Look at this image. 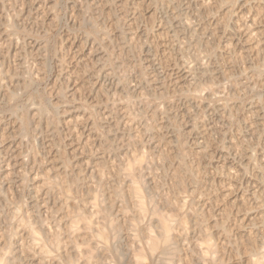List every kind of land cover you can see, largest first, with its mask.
<instances>
[{"label": "rangeland", "instance_id": "1", "mask_svg": "<svg viewBox=\"0 0 264 264\" xmlns=\"http://www.w3.org/2000/svg\"><path fill=\"white\" fill-rule=\"evenodd\" d=\"M11 1L12 0H3V1L1 0L0 1V31H1L0 32V65H1L0 71H2V74L0 75V95H2V96H0L1 97L0 98V138H2V139H0V196H1L0 197V254L3 252V250L5 248V243L2 242L3 239H1L4 237H6L7 239H9V237H11V240H12L13 246L15 247V250L17 248V250L15 252H16V254H19V256L15 255L16 258H14L8 264H55V261H58V260L64 264L65 263V261H64L65 255H62V254H64L65 247H64V249H63V246L55 247L50 242V235L56 231H58L60 233L62 232L61 235L59 234L60 239L64 238V234H63L64 230L63 229L65 227V225H64L65 223H64V216L62 217V215H65V212L69 211L70 208H72L71 210L79 209V211H81L82 213H84V214L86 213L85 215H87V216H89V214L91 215L92 209H91V207L89 208V206H88L89 200L86 202L87 198L91 200V196L93 195L92 192H94V194L97 195L99 198L100 197L104 198L105 202H106V198L108 196L107 193H109V195H110V191H111L110 189H112V187H113V182L111 181L110 177L115 173V171L117 172V170L119 168L123 167L124 161L126 163V159L127 160L132 159L134 155L139 156V154H142V153H144L145 156L149 157V159H151L153 161L151 163L152 165L150 164V167H149L150 169H148V171H150V172L147 171L148 173L145 174V177L149 178V179L147 178L148 179V185H147L148 187L146 186L147 188L145 187L146 189L144 190V191H146L144 200H146V202L148 200L147 204L149 203L150 196L154 195L155 198L154 197L153 198H154V200L156 199L155 200L156 202L158 201L157 204H159L161 210L166 211L165 209H167V208L164 207L160 202L161 201L160 199L165 196L171 203H172V201L174 202V203H172V206H174L176 208H178V206H179L178 209L174 210V213H177V216L181 220L183 219L182 221L184 222V225H187L188 228H189V226H191V228H193L194 226L197 227L199 220L190 215L192 213L191 211L194 212L195 210H197L199 212V214L204 218V222L208 223V224L204 223V224H206L204 231L207 234L209 233L208 237H210V239H212L215 247H217L216 249L220 250V251L217 250V253H216L218 256L220 253V256H219L220 263L221 264H237V263L238 264H244L245 261H246L245 263H247V261H248L247 259L249 258L250 254L254 253V250H250L251 248L249 249V246L246 244V238L247 237H253V236L256 237V239L259 238L258 236L260 234L256 230V226H258V223L261 220V218L264 219V61H263L264 60V56H263L264 55V40H263L264 39V0H222L223 2L221 0H204L205 2L203 0H198V2H197V0H189V1L178 0V2H177V0H167L165 2H163V1L155 2V4L151 3V5H149L151 1L148 4L147 0H142L141 3L139 2V0H125V1L124 0H110L111 3H109V0H108V2H107V0H106V2H105V0H93V2H92V0H82V2H81V0H79V1L78 0H52L53 2H51V0H45V1L44 0H14V1H12L13 3H11ZM22 1H23V3H22ZM75 1H76V3H75ZM97 1H99L101 3V5ZM119 1H121V2H119ZM122 1H124V2H122ZM206 1L207 2L209 1L208 4L206 3ZM7 2H9L11 5L8 4ZM104 2L106 5L104 4ZM94 3H96V4H94ZM125 3H126V6H125ZM200 3H201V5H200ZM204 3L208 6L207 9H206L207 6H205ZM97 4H99V7H100V8H98L99 11L94 9V6ZM123 4L125 7L123 6ZM134 4H136L135 6L137 8L134 6ZM164 4H166V5H164ZM198 4L200 7L198 6ZM7 5H9V6H7ZM28 5L30 6V8ZM77 5L79 8L77 7ZM91 5H93V6L91 7ZM147 5H149V6H147ZM176 5H178V7ZM80 6H81V8L82 7L83 8L81 9ZM87 6H89L91 8H89ZM165 6H166V8H165ZM202 6H203V8H202ZM132 7L134 9L136 8V10L139 11L142 14V16H141V14H139V12L137 13L136 10L132 9ZM126 8H127V11H126ZM184 8H186V9H184ZM199 8H202L206 11H203L201 9V11H203V12H201ZM91 9H92V12H90ZM101 9H102L103 13L101 12ZM128 9H129V11H128ZM197 9H198V11H197ZM12 10L14 11V13ZM170 10H172V14L170 13L171 12ZM17 11H18V13H17ZM183 11H185V12H183ZM88 12L92 15H89ZM93 12H95V13H93ZM12 13H13V15H12ZM106 13H107V15H106ZM109 13L111 15H109ZM113 13H114V15H113ZM136 13H137V15H140V16L137 17ZM186 13L187 14L189 13V14L187 15ZM86 14H88V15H86ZM53 15H54V17H53ZM184 15H185V17H182ZM192 15H193V17H192ZM92 16H94V17H92ZM167 16H168V18H167ZM175 16H176V18H175ZM179 16H181V17H179ZM9 17H10V19H8ZM85 17H87V18H85ZM186 17L190 18V19L192 17L191 20H193V21H191L189 19L190 22H193V23H191L190 31H188V29H185V27L183 26L184 24H182V22L184 23V19ZM6 18L8 19V21H6ZM14 18H16V19H14ZM20 18H23V19L20 20ZM139 18H141V19H139ZM180 18H181V20H180ZM87 19H88V21H87ZM81 20L83 22H81ZM84 20L86 22H84ZM93 20H95L96 22H94ZM99 20H101V21L98 23ZM114 20L116 23L115 22L113 23ZM132 20H133V22H132ZM178 20L180 23H178ZM24 21H25V23H24ZM92 21L96 26L98 25L97 26V27H99L98 29H100V31H102V32H99L100 35L98 33L96 35V37L93 35V33L90 29L91 23L89 25H87L88 24L87 22H92ZM4 22H5V24H4ZM17 23H18V25H17ZM100 23H101V25H99ZM160 23H162V24H160ZM176 23H178L180 25H178ZM7 24L14 25L10 28V30H11L10 32L11 33L13 32L12 34L10 32H8L7 30L5 31V27L7 26ZM102 24H103V26H102ZM113 24H115V26H117V27L113 26ZM163 24H164V26H163ZM169 24H170V26L171 25L172 26L169 27L168 26ZM3 25H5V27ZM194 25H195V27H194ZM239 25H240V27H239ZM192 26H193V31H192ZM24 27H26V28L24 29ZM164 27L166 28V30H164ZM180 27H181V29H180ZM203 28H204V30H203ZM117 29L119 31H117ZM122 29L124 30V32H123L124 34L121 33V34H123V36H120L121 34H119V33H120V31H122ZM160 29H162V30H160ZM175 29H176V32H178V33H174ZM125 30L127 32L128 31L129 32L127 33ZM182 30H183V32H182ZM185 30H186V32H185ZM196 30H198V31L196 32ZM145 31H147L148 34ZM165 31H167V33H169V34L165 33ZM199 31H203L204 33L199 32ZM210 31H211V33H210ZM8 33L10 36H8ZM159 33L162 34V36L165 33L166 38L167 37L169 38V36L170 37L172 36L171 38H173V39L171 40V38H169L166 40V38H164L165 36L162 37ZM90 34H92V36ZM198 34H199V36H198ZM200 34H201V36H200ZM208 34H210V35H208ZM250 34L251 35L254 34L253 35L254 38L252 36H250ZM88 35L91 37H89ZM127 36H129L131 39ZM187 36H190V37H187ZM196 36H198V38ZM209 36L210 37L213 36L212 37L213 39L212 38L210 39ZM109 37H110V39H109ZM118 37H119V40H118ZM205 37H206V39H205ZM255 37H256V40H255ZM12 38H13V40H12ZM174 38H176V39H174ZM188 38H189V40H188ZM195 38H197V39H195ZM208 38H209V40H208ZM251 38H253V39H251ZM100 39H102V40H100ZM107 39L109 42H107ZM129 40H130V42H129ZM164 40H165V43H167V45L164 43V46H163ZM173 40H174V43H173ZM184 40H185V42L183 43ZM213 40H215V41H213ZM101 41H102V43H101ZM123 41L124 42L126 41V42L124 43ZM148 41H150L151 43ZM179 41L182 42V43H180V45H178ZM196 41H199V42L196 43ZM203 41L206 43H204ZM119 42H121V43H119ZM117 43L122 47V49H121V47H119V45ZM190 43H192V47L190 46ZM257 43H259V44H257ZM153 44L155 45V47L153 46ZM156 44L158 46H156ZM173 44H174V46H173ZM182 44L185 45V47L187 45H189L188 47L184 48L185 52L184 51L180 52V48H181V46H183ZM79 45H81V46H79ZM165 45L167 47H165ZM253 45H254V47L252 48ZM125 46H127V47L125 48ZM170 46H172L173 50ZM179 46H180V48H179ZM194 46H195V48H194ZM148 47H150V48L148 49ZM249 47H251L252 50ZM168 48H170V49H168ZM188 48H189V50H188ZM244 48H246V49H244ZM93 49H95L94 52L96 53V55L93 54L91 56V54H89V53L91 51H92L91 53H94ZM153 49L154 50L156 49V50L153 52L152 51ZM76 50H78V51H76ZM111 50H114V51H111ZM149 50H151V51H149ZM164 50H166V51H164ZM167 50L169 52H167ZM195 50H197L196 51L197 53L194 52ZM260 50L262 51L263 55L261 52H259ZM73 51H75L76 55L74 54ZM163 51H164V53H162ZM187 51L188 52L191 51V52L188 53ZM256 51H258V52H256ZM77 52H78V54H77ZM183 52L186 54L185 56L183 55ZM203 52H204V54H203ZM245 52L247 55L245 54ZM252 52H253V54H252ZM255 52H256V56H260L259 58L254 55ZM86 53H88V54L86 55ZM117 53L119 55H117ZM125 53H126V55H125ZM167 53H170L173 57L170 58L171 57L170 54L167 55ZM198 53H200L201 55H199ZM71 54H74L77 59H81V60H77L75 58V56H73V55L71 56ZM180 54H181V57H180ZM206 54L208 57L206 56ZM99 55L102 57L105 56V58L107 57V60L104 64L102 63L103 58L102 57L100 58ZM124 55H125V57H124ZM245 55L247 56L246 58H244ZM69 56H71L72 58L70 59ZM165 56L166 57L168 56V57L166 58ZM176 56L178 57V60H176V58H177ZM186 56H188V58ZM192 56L193 57L196 56V57H198V59L201 58V59H199V60H201L200 62L204 63V65L206 67L209 65L208 66L209 68L207 67V74L209 73V78L207 77L208 79L206 77H204L205 79H202L203 77L200 76V74H199L200 71L197 69V66H194L195 62H196V57L193 60ZM212 56H213V58H212ZM229 56H230V58H229ZM252 56L256 57V59H259V60L257 61ZM74 58H75V60H73ZM182 58H184L185 60H183ZM125 59L127 62H125ZM171 59L173 61V64H172ZM186 59H187V61H186ZM41 61H43V62H41ZM81 61L84 62V65L82 64ZM80 62H81V64H78ZM153 63L155 65H153ZM156 63H157V66H156ZM255 63H257V65ZM258 63H260V64H258ZM123 64H124V67H125V65L127 67H125V68L122 67ZM137 64H138V66H136V68H135L137 70L134 71V67ZM140 64L143 66H141ZM163 64H164V66H163ZM167 64H168V66H167ZM179 64H181V65H179ZM188 64L190 67L187 66ZM42 65H43V67H42ZM75 65H77L78 67ZM80 65H82V66H80ZM260 65H261V67H260ZM86 66L89 69L93 68L92 70H94V71L90 73V76L83 83V81L80 82L82 80V78H79V74H80V72H82L83 68H85ZM255 66L260 67L259 69L262 71L258 70L259 71L258 72L256 70H254L253 67H255ZM143 67H145L144 68L145 70L144 69L142 70ZM159 67H160V69H159ZM165 67H166V69H164ZM80 68H81V70H80ZM127 68H128V70H127ZM138 68L140 69V71ZM189 68H190V70H189ZM192 68L196 69V73H195V70ZM250 68L252 69L251 71H250ZM3 69H5V71H3ZM73 69H75V70H73ZM119 69L120 70L122 69V70L120 71ZM187 69L190 71V74L192 73L193 76L187 72ZM96 70H97V72H96ZM224 70H225V72H224ZM20 71H21V73H20ZM78 71H80V72H78ZM208 71H210V72H208ZM12 72H13V74H12ZM71 72H72V74H71ZM76 72H78L77 75L74 74ZM145 72H148L149 74L145 73ZM160 72L163 74H161ZM141 73H143L145 80L142 79L141 76H143V75H141ZM167 73H170L172 75H168ZM182 73L185 74L184 75L185 77L182 76ZM6 74H7V76H6ZM213 74H214V76H212ZM228 74L231 76H229ZM251 74L253 77L250 76ZM254 74H257V75H254ZM14 75H16V76H14ZM74 76H75V78H74ZM92 76H94V77H92ZM153 76H156V77H154L155 80L153 79ZM226 76H229V78L228 77L226 78ZM248 76H250V78ZM23 78H26L27 83H26L25 88L21 87L22 89H20L19 86H16L17 85L16 82H17V80H21ZM156 78H158V79H156ZM244 78L245 79L247 78L246 79L247 82H245ZM77 79H79V80H77ZM159 79L162 81L164 80L163 83L160 82ZM212 79H213V81H212ZM124 80L126 81L125 84H124ZM138 80H140V81H138ZM189 80L190 81L192 80V82H194V80H196V82H198V80H199V82H201L202 84L204 82H207L208 80H210L214 83V85L224 84V87L222 85V89L223 88L224 89H223V91H218L219 93L220 92H222V93L219 94L218 92H216V94L215 93L210 94L211 95L210 96L208 94H205L206 93L205 91H203L204 93L202 91H201V93L196 91L195 86L194 85L191 86L192 82H190ZM232 80H234V81L232 82ZM14 81H16V82H14ZM116 81L119 83L117 84ZM170 81L172 83H169ZM214 81H216L217 83H215ZM235 81H237L238 83H236ZM79 82L81 85L85 84V83H87V84L81 86V85H79ZM174 82H177V83H174ZM250 82L251 83L253 82V83L250 84ZM98 83L100 84V86ZM142 83H144V85ZM160 83H162V84H160ZM241 83L243 85L245 84L244 88H243V85ZM249 84L251 86H249ZM134 85H135V87H134ZM156 85H157V88H156ZM179 85L180 86L182 85V86L179 87ZM83 86H85V87L88 86L90 88L87 87L85 89V87H83ZM123 86H125V89ZM228 86H230L231 88L230 87L228 88ZM73 87H75L76 90ZM81 87H83L84 90ZM142 87H143V89H142ZM166 87H167V89H166ZM190 87H192L195 91L193 89L190 90ZM13 88L15 90H13ZM117 88L119 91L117 90ZM88 89H89V94L87 91ZM99 89H101V90H99ZM184 89H186V90L184 91ZM5 90L8 92H6ZM116 90L118 91V93ZM129 90H131L132 92ZM142 90L143 91L146 90L147 93L149 92V90L150 91L153 90L154 92L152 91V93L150 92L147 94L146 92H142ZM157 90L159 91V93H156ZM176 90L177 91L179 90V91L177 92ZM98 91H101L100 95H97L99 93ZM193 91L198 93L197 94L198 96H196L198 98V100H196V98L194 99L193 97L190 98L188 96L190 94H193ZM4 92L5 93H9V92L13 93V97L11 99L9 98L10 100L5 98ZM139 92H142V93H139ZM103 93H105V94H103ZM134 94H136V95L133 96ZM137 94H139V95H137ZM158 94H161V95H159V97H158L157 96ZM199 94L202 95V97ZM229 94L232 95V97L233 96L234 97L232 98ZM126 95H127V97H126ZM152 95H153V97H151ZM154 95H155V98H154ZM116 96H117V98H116ZM138 96H140V97L138 98ZM124 97H126V99H124ZM132 97H133L134 102H132ZM141 97H147V99L150 98L149 100H152V98H154L156 103H157V107L154 110L149 109V107L145 108V112L141 115V117H139L141 109H142V105H141L140 101H138V103H137L135 100H137L136 98H138V100H139ZM215 98H216V100H215ZM230 98H232V99H230ZM122 99H124V100H122ZM130 99H131V102H130ZM185 99H188V100H185ZM8 100L10 101V103ZM95 100H98V102H96ZM125 101H127V102H125ZM17 102H18V104H17ZM44 102L47 103L46 110L49 108L47 110V112H48V114L50 113L49 115L52 118V119H50L51 122H53L51 124L54 126V128H56V129H54L53 137H51V138L53 139L52 140V144L54 143L53 146L54 147L57 146V148H58L57 149L55 147V149H57V152H45L44 147H46L51 142L47 141L49 137H47L46 134H44L43 132L41 134L30 135V137L27 136V137L21 138L19 132H16V131H18V128H17L18 125H16V124H19V122L9 114V112H10L9 110L13 107L30 108V106H32L33 104H34V106L46 107L45 106L46 104ZM53 102H54V104H53ZM91 102H95V103H91ZM188 102H190V103L196 102L195 103L196 105L194 103H192V104H194V105H192ZM222 102H224V103H222ZM123 103H125V104H123ZM131 103H133V104H131ZM205 103H207V104H205ZM108 104H110V106ZM159 104H161L160 107L158 106ZM169 104L172 106V107H170L171 110L168 108ZM202 104H204V105L202 106ZM117 105H119V106L117 107ZM126 105H128L127 106L128 108L126 107ZM138 105H140V106H138ZM187 105L189 107H187ZM52 106H54V107H52ZM166 106H168V107L166 108ZM196 106H199L200 108L196 107ZM50 107H52V108H50ZM101 107L103 110L101 109ZM109 107H111V108L114 107V108L109 110ZM201 107H202V109H201ZM120 108H121V110H120ZM197 108H199L200 110ZM118 109L120 110V112L118 111ZM53 110H56V112ZM112 110H115V111H112ZM135 110H139V111H135ZM162 110L164 112L166 111V113H164V114H165L168 122L173 121V122L178 124L179 132L182 134H179V132H178V136H177L174 131L172 132L171 130L173 128H172V125L170 122L168 123L169 125L168 124L165 125V123L163 124L162 118H161L162 115L160 114V112ZM184 110L186 113H184ZM100 111L102 112V115H101ZM115 112H117V113H115ZM138 112H139V115H138ZM226 112H227V115H226ZM172 113H174V114L176 113V114L174 115ZM53 114H55V115L53 116ZM121 114H122V116L120 117ZM129 114H131V115L129 116ZM152 114H154V115H152ZM188 114H191L192 117ZM103 115L104 116L107 115V116L103 117ZM137 115H138V118H137ZM159 115H161V116L158 117ZM171 115L175 121L171 118ZM3 116L5 119L2 118ZM152 116L154 118H152ZM228 116L229 117L231 116V117L229 118ZM54 117H55V120H54ZM109 117H113L112 119H110L111 122L107 121ZM129 117H131V118H129ZM133 117H135V118H133ZM145 117L147 118V120L145 119ZM182 117H183V121H182ZM80 118H81V121H80ZM101 118L103 121L101 120ZM117 118H119V119H117ZM142 118H144V119H142ZM82 119H85V121ZM115 119L118 122H115V124H114L113 121H115ZM170 119H172V120H170ZM176 119H177V122H176ZM179 119L182 121V123H181V121H178ZM189 119H191L193 121H191ZM52 120H54V121H52ZM75 120L78 122L80 121L82 124L79 125L78 122H76ZM137 120H138V124H137ZM72 122H73V124H72ZM160 122L164 126H161V124H158ZM41 123H43V125H44V121H41ZM142 124H144V125H142ZM43 125L41 124L42 127H43ZM55 125H56V127H55ZM72 125L73 126L75 125V126L73 127ZM69 126L72 127V129ZM106 126H108V127L106 128ZM145 126H149V128L152 132L151 131L146 132V130H144ZM93 127H95V128H93ZM116 127H117V129H116ZM127 127H129V128H127ZM15 128L17 130H15ZM89 128L91 129V131ZM124 128L126 130H124ZM139 128L141 130H143L142 131L143 134H141L142 132H140L141 130ZM111 129H113V130H111ZM194 129H196V130H194ZM202 129L203 130L205 129L206 131H203ZM95 130H98V131H95ZM167 130H169V132ZM183 130H185L184 131L185 135H184ZM208 130H209V132L211 130L210 135L207 134V133H209ZM216 130H217V132H216ZM13 132H16V133H14L15 137L12 135ZM57 132H58V134H57ZM70 132L71 133L73 132V133L71 134ZM154 132L156 133V136H155ZM201 132L207 134L208 137L205 138L204 134L202 135ZM78 133H80V134H78ZM126 133L127 134L130 133V134L127 135ZM133 133H135V134H133ZM132 134H133V136H132ZM194 134H195V136H194ZM212 134H214V135H212ZM109 135L112 138H108V137H110ZM183 135L186 139H184ZM45 137H47V139ZM154 137H156V138L158 137V138L156 139ZM201 138H203V139L205 138V140L201 141ZM17 139L20 141V143ZM109 139H111V140H109ZM168 139H169V141H168ZM182 139L184 140L185 143H183ZM77 140H78V142H77ZM107 140H108V142H107ZM118 140H120L121 142ZM137 140H139V142H137ZM147 140H149V141H147ZM165 140H167V142ZM177 140L179 141V143L182 141V145L183 146L185 145L184 147L186 148V149L185 148L184 149L188 150L185 152V156H184V159H185L184 162H185L186 167L191 164L190 168H189V166L187 167L186 173H182L183 179L184 178L186 179V177H187V179H186V181L184 179V181H185L184 187L181 189L176 187L175 177L173 176L175 174L176 170H178V165H175V163L177 164L178 159H176L175 156L172 157V155H173L172 153H174L173 152V150H174L173 145L177 142ZM82 141H84L83 142L84 145L82 144L84 147L81 145ZM114 141H116V142H114ZM127 141H129V142L127 143ZM154 141L156 142V144H154ZM157 141H158V143H157ZM85 142H87L88 144ZM102 142H104V143H102ZM119 142L122 143L123 146H122V144H119ZM150 142L152 143V145L150 144ZM161 142H163V143L166 142V143L164 145ZM202 142H204L208 147H206V145L203 146L202 144H204V143H202ZM206 142H208V143H206ZM238 142H240V143H238ZM55 143H57V144H55ZM167 143H169V144H167ZM29 144H30V146H29ZM85 144H87V147ZM239 144H240V146H243V145L247 146V147H245L246 149L244 148V146L240 147ZM113 145H115V146H113ZM130 145L132 148L130 147ZM168 145H170V146H168ZM100 146H101V151H100ZM151 146H152V149H151ZM113 147H115L114 148L115 150L113 149ZM116 147H118V148H116ZM195 147H197V148H195ZM40 148H42V149H40ZM82 148L85 149V151ZM167 148H168V150H167ZM95 149L97 151H95ZM153 149H155V150H153ZM159 149H161V150H159ZM196 149H197V151H195ZM40 150H42V151H40ZM123 150H124V152H123ZM129 150L131 151V153ZM238 150H239V152H238ZM156 151L158 153H161V154L158 155V153ZM198 151H199V153H198ZM187 152H190V153H187ZM193 152H195V153H193ZM133 153H134V155H133ZM168 153H169V155H168ZM209 153H210V155H209ZM165 154H167V155H165ZM249 154L251 156H249ZM128 155L129 156L131 155L129 157V159L126 158V157H128ZM160 155H162L163 157L169 156V157H171V159H173V161L170 162L169 161L170 159H168V158H167L168 161H166L164 158L162 159V156H160ZM51 156L55 157L56 159H54V160L50 159V158H53ZM195 156H196V158H195ZM201 156L203 158L204 157L205 158L203 159ZM48 157L50 160L48 159ZM44 158H47L49 161L44 159ZM57 158H59L60 160ZM122 158H125V160ZM157 158H158V160L160 158L159 161L161 163L157 160ZM39 159L42 160L43 162L40 161ZM120 159H122V160H120ZM156 160L161 164V167H160V164H158V162ZM44 161H46V162H44ZM90 161H92L93 163ZM111 161H113V163ZM120 161H123V162H120ZM155 161L157 162V164ZM186 161H188V163H190V164L186 163ZM19 162H20V164H19ZM50 162H51V164H50ZM54 162L57 164V166ZM97 162H100V163H97ZM166 162H168V163H166ZM117 163L118 164L121 163V164L117 165ZM109 164L112 167H109L110 166ZM52 166H54V167H52ZM62 166H64V167H62ZM156 166H158V167H156ZM49 167L52 169H50ZM151 167H154L153 170L151 169ZM195 167H196V169H195ZM225 169H227V170H225ZM79 170H80V172H79ZM154 170H155V172H154ZM19 171H21V174H22V177L24 180L21 179V175H19V173H20ZM112 171H113V173H112ZM226 171H228L227 173H230V174H227ZM229 171H231V172H229ZM100 172H101L103 178H105L107 176L109 178L108 177L106 178L107 181L105 179H103L102 183L98 184L96 177L98 176V174H100ZM43 173H46V174H43ZM51 173H53V174H51ZM59 173H62L64 176L59 175ZM75 173H77V174H75ZM149 173H152L153 175L151 176V174H149ZM49 174H51V176L53 178H56V180L59 182L61 181L60 179L66 180L65 182H63V184L61 183L58 185L57 188L59 190L57 189V191H56V193H58L57 194L58 198H56V196H55L56 193H55L54 197H52V199L54 198L53 200L51 198H47L46 194L44 195V192H43L42 187H41L42 182H41V179H39L40 177L42 178L43 176L45 177ZM38 175H39V178H38ZM58 175H59V177H57ZM34 176H35V178H34ZM70 176H71V179H70ZM81 176H82V178L80 179ZM153 176H155V178H157V179H155ZM232 176H234V177H232ZM68 178L70 179L71 184H70ZM4 179H6V180H4ZM152 179H153V181H152ZM189 179H190L191 183H189L190 182ZM75 180L77 181V183ZM187 181H189L188 183L190 185L187 183ZM21 182H22V184H21ZM36 183L37 184L40 183V185H38L37 188H36V185H37ZM208 183H210V184H208ZM228 183H230V184H228ZM105 184L107 185V187H104V186H106ZM150 184H153L155 186H152V185L149 186ZM192 184H194V185H192ZM225 184L233 185L235 187H233V186H231L232 188L229 187L233 191V193L229 195L230 197L226 196L227 198L226 197L224 198V196H223V198H222L221 197L222 196L221 195V189L224 187H228V185L225 186ZM61 185H63V186L61 187ZM66 185L67 186L71 185V186H68L69 188H66L67 187ZM84 185H86L88 187H85ZM92 185H94L93 186L94 188L92 187ZM100 185L101 186L103 185V186L101 187ZM110 185H112V186L110 187ZM119 185L123 187V185H125V184L122 181V182H120ZM33 186H35V187H33ZM80 186L84 187V188H82L83 190L80 188ZM96 187H97V190L95 191L94 189ZM99 187H101L100 189H102L101 192H100ZM187 187L189 189L191 188L190 191ZM63 188H64V191L61 190ZM86 188H88V189H86ZM105 188H107V189H105ZM176 188L178 191L176 190ZM68 189H70V191ZM72 189H75L76 191L72 190ZM103 189H105V190H103ZM182 189H183V191H182ZM85 190L86 191L90 190V192L89 191L86 192ZM148 190L150 192L152 191V195L150 193H148ZM106 191H107V193H105ZM202 191H203V193H202ZM35 192H37V193H35ZM59 192L61 193L60 196H59ZM63 192H66V194ZM188 192H191V193H188ZM178 193H181V194H178ZM207 193H208V195H207ZM214 193H216V195ZM34 194H36V195H34ZM38 194L40 195V197L42 196L41 199H39L40 197L38 196ZM85 194H87V195H85ZM89 194H91V195H89ZM30 195H32V196H30ZM61 195L64 197V199L62 198ZM105 195H107V196H105ZM158 195H160V196H158ZM205 195H207V196H205ZM238 195H240L243 198H238L237 197ZM253 195H255L256 197ZM34 196L37 198H35ZM157 197L158 198L160 197V198L158 199ZM235 197L238 199L236 200ZM32 198H34V199H32ZM85 198H86V200H85ZM203 198L204 199L206 198L207 200L205 199L206 200L205 201ZM220 198H222L223 200ZM43 199H45V200H43ZM60 199H62V200H60ZM214 199H215V201H214ZM239 199H242V201L241 200L238 201ZM243 199H245V201ZM257 199H258V201H257ZM49 200H51L52 202ZM64 200H66V201H64ZM68 200H69V202H68ZM219 200L221 202H219ZM42 201H44V202H42ZM196 201H198V202L195 203ZM217 201L219 202L218 205L216 204V203H218ZM226 201H227V203L229 201H231V203H232L231 207L232 208H230L229 204H228L229 207L226 205L227 204ZM235 201L236 202L238 201L237 203H239V204H237ZM105 202H104V204H105ZM65 203H67V204H65ZM115 203L113 204V206H111L110 209H108L109 218L113 219V216L115 217L117 215L114 219H117L118 221L121 222V220L119 219L120 218L119 212H120L122 207H124V209L126 208V204L123 203L120 205L118 202H115ZM178 203L181 205L183 204V206H180ZM201 203L204 205V207ZM34 204L37 206H35ZM45 204L46 205L48 204L49 207H48V205L46 206ZM78 204L80 205V207H77L75 209V206H79ZM223 204L226 205L227 208L225 206H223ZM235 204L238 205V208H237V205H235ZM57 205L59 208L57 207ZM70 205H73V207L72 206L70 207ZM193 205H195V206H193ZM220 205H222V206H220ZM243 205H245V207ZM67 206H69V207H67ZM116 206H117V208H116ZM191 206H193V208ZM239 206H241V208ZM246 206L248 208H246ZM34 207H36V208H34ZM181 207H182V209H180ZM219 207H221V208L225 207L226 209L230 208V210H232V213H230V215L233 217L232 221L235 220L236 224L238 225V226H236V224L234 222H231V216H229L230 218L228 217L227 220L223 221L224 226H226V224H227V226L225 228H227V233L229 232L228 234H226L223 230L221 231L220 228L210 227V225H211L210 223H212L211 221L213 220V218L214 219L216 218L217 220H222V219H220L221 217L216 213V212H219V209H218ZM33 208L34 209L38 208L37 209L38 211L34 210ZM85 209H87V210H85ZM89 209H91V210H89ZM115 209H116V211H115ZM126 209L129 211V213H131L130 212L131 211L130 206L127 207ZM235 209L237 210V212ZM63 210H65V211H63ZM185 210L187 213L185 212ZM33 211H35V212H33ZM55 211H57V212H55ZM84 211H86V212H84ZM238 211H240V213H238ZM13 212L15 213V215ZM16 212H18V213H16ZM111 212H112V214H111ZM12 213H13V215H12ZM208 213L209 214L213 213V215L210 214L212 217ZM181 214H182V216H181ZM233 214H236V215H233ZM242 214H244L243 215L244 217L242 216ZM6 215H8V216L10 215V216L8 217ZM200 215H199V217H201ZM207 215L209 217L206 219V217H204V216H207ZM214 215L217 217H213ZM35 216H36V219H34ZM247 216H249V217H247ZM256 216L258 218H260V216H261V218L259 220L254 219L255 221L251 220L252 217L254 218ZM187 217H188V219H187ZM258 218H256V219H258ZM57 219H60L59 222ZM239 219L240 220L242 219L243 222L239 221ZM248 219H250V220H248ZM21 220H22V222H21ZM30 220H31V222H29ZM206 220H208V221H206ZM24 221L29 222L30 224L33 225L32 227L34 229L39 230L38 236L40 238L41 244L42 243L45 244L43 246V248L47 250L46 254H44V255L40 254L39 255L38 250L36 252V249H38V247L34 246V248H33V242L31 240L30 236L27 234V232H24V230L21 229L22 223ZM146 221H147L146 218H144L143 220H140V222L137 225V228L139 231L146 226V224H145V223H147ZM209 221H210V223H209ZM237 221L241 222V223L239 224ZM56 222H58L59 225ZM246 222H247V225H245ZM191 223H193V224H191ZM60 224H63V225L60 226ZM40 225H43L42 230L40 228ZM240 225H241V228H240ZM35 226H37V228H35ZM230 226L232 228H230ZM46 228H47V230H46ZM48 228H50V230ZM60 228L62 229L61 231L59 230ZM237 228H238V230H237ZM251 228H252V230H249ZM218 229H220V231ZM229 229H231V230H229ZM189 230H191V229L189 228ZM235 230H236V232H235ZM42 231H43V235H41ZM247 231H249L251 236ZM255 231H256V233L254 234ZM44 232H46V234ZM196 233L199 235H197ZM6 234L8 235V237L5 236ZM109 234L110 233H108V235H107V240L109 243L112 244L113 241H110V239L111 240H113V239H112V236ZM218 234H220V235H218ZM194 235H195V237H193ZM232 235H233V237H232ZM188 236H189L188 238L190 240H192V239L194 240L195 238H199V237H200L199 239H201L203 237L204 238L207 237V236H203L202 232L200 233V231L196 230V228H195V230L193 228L192 233L190 232ZM6 238H4L5 241L7 240ZM216 238H218V241L216 240ZM224 238L227 240H225ZM235 238H237L238 241L235 240ZM62 239L60 242L62 244L63 243L65 244V239H63V240ZM124 239H125V241H124ZM124 239H123V241L126 242L127 239L126 238H124ZM221 239H223V241ZM239 239H240V241H239ZM27 240H28V242H27ZM214 240H216V241H214ZM221 241L223 243H221ZM224 241H226V242H224ZM46 242H47V244H46ZM138 242H139L140 246L138 244H136V245L141 247L142 251L145 253L146 252L145 247L143 245L142 240L139 237H138L136 243H138ZM230 242H232V243H230ZM25 243H26V245H25ZM218 243H219V247H218ZM224 243H226V244H224ZM220 244H224L223 246L221 245L222 249L220 248ZM242 246H245V247H242ZM180 247H181V245H180ZM55 248H56V250H54ZM243 248H245V249H243ZM240 249H242L243 251ZM246 251H248V252H246ZM245 252H246V254H245ZM39 257H41V258H39ZM53 257H54V259H53ZM108 259H110V257H108ZM144 260H145L146 264H155L154 261L149 256L144 257ZM15 261H18V262L20 261V262L18 263ZM150 261H152V262H150ZM12 262H15V263H12Z\"/></svg>", "mask_w": 264, "mask_h": 264}, {"label": "bare ground", "instance_id": "2", "mask_svg": "<svg viewBox=\"0 0 264 264\" xmlns=\"http://www.w3.org/2000/svg\"><path fill=\"white\" fill-rule=\"evenodd\" d=\"M1 1V0H0ZM3 1V0H2ZM12 1H14V0H12ZM11 1V3H13ZM45 1V0H44ZM79 1V0H78ZM125 1V0H124ZM124 1H122V2H124ZM141 1L142 0H139V2L141 3ZM151 1V2H150ZM159 1H163V2H165V1H167V0H147V2H148V4H149V2H150V4L149 5H151V3H153V4H155V2H159ZM187 1H189V0H187ZM204 1V0H203ZM202 1V2H203ZM222 1V0H221ZM10 2V1H9ZM9 2H7L8 4H10ZM51 2H53L52 0H51ZM81 2H82V0H81ZM80 2V3H81ZM92 2H93V0H92ZM97 2H99V1H97ZM105 2H106V0H105ZM105 2H104V4H105ZM107 2H108V0H107ZM119 2H121V1H119ZM118 2V3H119ZM175 2V1H174ZM177 2H178V0H177ZM181 2V1H180ZM197 2H198V0H197ZM201 2V3H202ZM205 2V1H204ZM209 2V1H208ZM208 2L206 1V3L208 4ZM223 2V1H222ZM245 2V1H244ZM22 3H23V1H22ZM29 3V2H28ZM75 3H76V1H75ZM100 3V2H99ZM109 3H111L110 2V0H109ZM146 3V2H145ZM168 3V2H167ZM166 3V4H167ZM173 3V2H172ZM193 3V2H192ZM201 3H200V5H201ZM32 4V3H31ZM53 4V3H52ZM79 4V3H78ZM85 4V3H84ZM94 4H96V3H94ZM93 4V5H94ZM108 4V3H107ZM121 4V3H120ZM132 4V3H131ZM137 4V3H136ZM136 4H134V6L136 5ZM147 4V3H146ZM166 4H164V5H166ZM175 4V3H174ZM222 4V3H221ZM11 5V4H10ZM37 5V4H36ZM49 5V4H48ZM80 5V4H79ZM93 5H91V7L93 6ZM100 5H101V3H100ZM106 5V4H105ZM149 5H147V6H149ZM186 5V4H185ZM189 5V4H188ZM187 5V6H188ZM197 5V4H196ZM204 5L205 6H207L205 3H204ZM210 5V4H209ZM7 6H9V5H7ZM27 6V5H26ZM29 6V5H28ZM40 6V5H39ZM47 6V5H46ZM52 6V5H51ZM84 6V5H83ZM122 6V5H121ZM120 6V7H121ZM123 6H124V4H123ZM125 6H126V3H125ZM124 6V7H125ZM157 6V5H156ZM177 7H178V5H176ZM184 6V5H183ZM198 6H199V4H198ZM204 6V7H205ZM219 6V5H218ZM77 7H78V5H77ZM87 7H89V6H87ZM91 7H89V8H91ZM136 7V6H135ZM142 7V6H141ZM192 7V6H191ZM194 7V6H193ZM196 7V6H195ZM200 7V6H199ZM9 8V7H8ZM29 8H30V6H29ZM79 8V7H78ZM80 8H81V6H80ZM83 8V7H82ZM81 8V9H82ZM98 8H100L99 7V4H97V5H95L94 6V9H96L97 11H99L98 10ZM108 8V7H107ZM137 8V7H136ZM136 8L134 9L133 7H132V9H134V10H136ZM165 8H166V6H165ZM202 8H203V6H202ZM202 8H199L200 9V11H201V9ZM208 8V6L206 7V9ZM13 9V8H12ZM27 9V8H26ZM46 9V8H45ZM49 9V8H48ZM80 9V10H81ZM93 9V8H92ZM92 9L90 10V12H92ZM103 9V8H102ZM102 9H101V12L103 13V11H102ZM109 9V8H108ZM154 9V8H153ZM171 9V8H170ZM184 9H186V8H184ZM183 9V10H184ZM214 9V8H213ZM44 10V9H43ZM79 10V11H80ZM84 10V9H83ZM87 10V9H86ZM123 10V9H122ZM133 10V11H134ZM195 10V9H194ZM203 11H206V10H204V9H202ZM13 11V10H12ZM47 11V10H46ZM85 11V10H84ZM125 11V10H124ZM126 11H127V8H126ZM128 11H129V9H128ZM137 11V10H136ZM171 12V14H172V10H170ZM182 11V10H181ZM197 11H198V9H197ZM203 11H201V12H203ZM52 12V11H51ZM86 12V11H85ZM139 11H137V13H138ZM168 12V11H167ZM180 12V11H179ZM183 12H185V11H183ZM209 12V11H208ZM13 13H14V11H13ZM13 13H12V15H13ZM17 13H18V11H17ZM16 13V14H17ZM89 13V12H88ZM93 13H95V12H93ZM105 13V12H104ZM137 13H136V16L138 17V16H140V15H137ZM152 13V12H151ZM169 13V12H168ZM7 14V13H6ZM85 14V13H84ZM124 14V13H123ZM139 14H141L140 12H139ZM178 14V13H177ZM185 14V13H184ZM187 14V13H186ZM189 14V13H188ZM187 14V15H188ZM208 14V13H207ZM83 15V14H82ZM86 15H88V14H86ZM89 15H92V14H90L89 13ZM95 15V14H94ZM106 15H107V13H106ZM109 15H111L110 13H109ZM113 15H114V13H113ZM176 15V14H175ZM182 15V14H181ZM226 15V14H225ZM8 16V15H7ZM10 16V15H9ZM121 16V15H120ZM135 16V15H134ZM141 16H142V14H141ZM174 16V15H173ZM172 16V17H173ZM177 16V15H176ZM176 16H175V18H176ZM206 16V15H205ZM13 17V16H12ZM17 17V16H16ZM53 17H54V15H53ZM84 17V16H83ZM91 17V16H90ZM92 17H94V16H92ZM96 17V16H95ZM107 17V16H106ZM171 17V18H172ZM179 17H181V16H179ZM182 17H185V15L184 16H182ZM192 17H193V15H192ZM192 17H191V19H192ZM263 17V16H262ZM261 17V18H262ZM85 18H87V17H85ZM142 18V17H141ZM141 18H139V19H141ZM167 18H168V16H167ZM196 18V17H195ZM198 18V17H197ZM8 19H10V17L8 18ZM8 19L6 18V21H8ZM14 19H16V18H14ZM21 19H23V18H20V20ZM96 19V18H95ZM100 19V18H99ZM103 19V18H102ZM162 19V18H161ZM173 19V18H172ZM178 19V18H177ZM190 18H185L184 19V23L182 22V24H184L183 26L185 27V29H188V31H190V29H191V23H193V22H190V20H189ZM18 20V19H17ZM86 20V19H85ZM84 20V22H86ZM98 20V19H97ZM134 20V19H133ZM133 20H132V22H133ZM168 20V19H167ZM170 20V19H169ZM180 20H181V18H180ZM183 20V19H182ZM198 20V19H197ZM4 21V20H3ZM5 21V22H6ZM13 21V20H12ZM87 21H88V19H87ZM94 22H96L95 20H93ZM93 21L92 22H87L88 24L87 25H89L90 23H91V31H92V33H93V35L96 37V35L99 33V32H102V31H100V29H98L99 27H97L94 23H93ZM101 20H99L98 21V23L100 22ZM142 21V20H141ZM191 21H193V20H191ZM5 22H4V24H5ZM10 22V21H9ZM81 22H83L82 20H81ZM105 22V21H104ZM115 22V20L113 21V23ZM140 22V21H139ZM143 22V21H142ZM8 23V22H7ZM11 23V22H10ZM19 23V22H18ZM18 23H17V25H18ZM23 23V22H22ZM24 23H25V21H24ZM116 23V22H115ZM122 23V22H121ZM148 23V22H147ZM169 23V22H168ZM178 23H180L179 22V20H178ZM178 23H176V24H178ZM21 24V23H20ZM160 24H162V23H160ZM172 24V23H171ZM175 24V23H174ZM25 25V24H24ZM99 25H101V23L99 24ZM132 25V24H131ZM178 25H180V24H178ZM4 27H5V25H3ZM12 26H14V25H12V24H7V26L5 27V31L7 30L8 32H10L11 30H10V28L12 27ZM84 26V25H83ZM102 26H103V24H102ZM113 26H115V24H113ZM147 26V25H146ZM163 26H164V24H163ZM169 27H171L170 26V24L168 25ZM245 26V25H244ZM16 27V26H15ZM20 27V26H19ZM101 27V26H100ZM115 27H117V26H115ZM114 27V28H115ZM133 27V26H132ZM194 27H195V25H194ZM239 27H240V25H239ZM26 27H24V29H25ZM103 28V27H102ZM183 28V27H182ZM3 29V28H2ZM89 29V28H88ZM89 29V30H90ZM163 29V28H162ZM162 29H160V30H162ZM179 29V28H178ZM180 29H181V27H180ZM184 29V28H183ZM158 30V29H157ZM164 30H166V28L164 27ZM171 30V29H170ZM174 30V29H173ZM199 30V29H198ZM198 30H196V32L198 31ZM203 30H204V28H203ZM208 30V29H207ZM27 31V30H26ZM90 31V32H91ZM106 31V30H105ZM117 31H119L118 29H117ZM126 31V30H125ZM144 31V30H143ZM142 31V32H143ZM181 31V30H180ZM192 31H193V26H192ZM237 31V30H236ZM239 31V30H238ZM244 31V30H243ZM1 32V31H0ZM124 32V30L122 29V31H120V33L119 34H121V33H123ZM127 32V31H126ZM129 32V31H128ZM127 32V33H128ZM146 33H147V31H145ZM144 32V33H145ZM182 32H183V30H182ZM185 32H186V30H185ZM199 32H203V31H199ZM245 32V31H244ZM11 33V32H10ZM13 33V32H12ZM11 33V34H12ZM165 33H167V31H165ZM165 33H164V35L163 36H165ZM174 33H178V32H176V29H175V32ZM193 33V32H192ZM204 33V32H203ZM210 33H211V31H210ZM239 33V32H238ZM261 33V32H260ZM7 34V33H6ZM21 34V33H20ZM124 34V33H123ZM123 34H121L120 36H123ZM131 34V33H130ZM148 34V33H147ZM160 34V33H159ZM167 34H169V33H167ZM186 34V33H185ZM189 34V33H188ZM187 34V35H188ZM91 36H92V34H90ZM99 35H100V33H99ZM161 36H162V34H160ZM159 35V36H160ZM192 35V34H191ZM208 35H210V34H208ZM207 35V36H208ZM247 35V34H246ZM254 35V34H253ZM253 35H251L250 34V36H252L253 38H254V36ZM256 35V34H255ZM8 36H10L9 35V33H8ZM23 36V35H22ZM89 36V35H88ZM91 36H89V37H91ZM103 36V35H102ZM110 36V35H109ZM117 36V35H116ZM130 36V35H129ZM129 36H127V37H129ZM160 36V37H161ZM162 36V37H163ZM198 36H199V34H198ZM198 36H196L197 38H198ZM200 36H201V34H200ZM98 37V36H97ZM100 37V36H99ZM105 37V36H104ZM131 37V36H130ZM129 37V38H130ZM133 37V36H132ZM159 37V38H160ZM172 37V36H171ZM170 36H169V38H171ZM177 37V36H176ZM187 37H190V36H187ZM210 37V36H209ZM213 37V36H212ZM212 37H210V39L212 38ZM258 37V36H257ZM121 38V37H120ZM128 38V39H129ZM147 38V37H146ZM164 38H166V36L164 37ZM168 37L166 38V40L167 39H169ZM197 38H195V39H197ZM253 38H251V39H253ZM259 38V37H258ZM109 39H110V37H109ZM131 39V38H130ZM161 39V38H160ZM159 39V40H160ZM173 38H171V40H172ZM174 39H176V38H174ZM204 39V38H203ZM205 39H206V37H205ZM213 39V38H212ZM231 39V38H230ZM12 40H13V38H12ZM100 40H102V39H100ZM118 40H119V37H118ZM117 40V41H118ZM121 40V39H120ZM188 40H189V38H188ZM208 40H209V38H208ZM255 40H256V37H255ZM260 40V39H259ZM262 40V39H261ZM264 40V39H263ZM11 41V40H10ZM94 41V40H93ZM99 41V40H98ZM169 41V40H168ZM167 41V42H168ZM213 41H215V40H213ZM212 41V42H213ZM7 42V41H6ZM96 42V41H95ZM105 42V41H104ZM107 42H109L108 41V39H107ZM124 42V41H123ZM126 42V41H125ZM124 42V43H125ZM129 42H130V40H129ZM146 42V41H145ZM148 42H150V41H148ZM162 42V41H161ZM170 42V41H169ZM185 42V40L183 41V43ZM190 42V41H189ZM197 42H199V41H196V43ZM204 42V41H203ZM202 42V43H203ZM236 42V41H235ZM261 42V41H260ZM83 43V42H82ZM101 43H102V41H101ZM116 43V42H115ZM119 43H121V42H119ZM151 43V42H150ZM164 43H165V40H164V42H163V46H164ZM173 43H174V40H173ZM177 43V42H176ZM180 43H182V42H180L179 41V44L178 45H180ZM195 43V42H194ZM204 43H206V42H204ZM228 43V42H227ZM230 43V42H229ZM251 43V42H250ZM97 44V43H96ZM118 44V43H117ZM133 44V43H132ZM161 44V43H160ZM166 45H167V43H165ZM189 44V43H188ZM257 44H259V43H257ZM261 44V43H260ZM20 45V44H19ZM83 45V44H82ZM119 45V44H118ZM123 45V44H122ZM127 45V44H126ZM165 45V47H167ZM183 45V44H182ZM199 45V44H198ZM204 45V44H203ZM207 45V44H206ZM226 45V44H225ZM247 45V44H246ZM255 45V44H254ZM254 45L252 46V48L254 47ZM79 46H81V45H79ZM78 46V47H79ZM91 46V45H90ZM99 46V45H98ZM117 46V45H116ZM153 46L155 47V45L153 44ZM156 46H158L157 44H156ZM173 46H174V44H173ZM189 45H187L186 47H188ZM190 46L192 47V43H190ZM211 46V45H210ZM229 46V45H228ZM42 47V46H41ZM119 47H121L120 45H119ZM127 46H125V48H126ZM169 47V46H168ZM171 48H172V46H170ZM185 47V45H183V46H181V48H180V46H179V48H180V52H182V51H184L185 49L184 48H186ZM115 48V47H114ZM113 48V49H114ZM138 48V47H137ZM150 47H148V49H149ZM161 48V47H160ZM163 48V47H162ZM194 48H195V46H194ZM199 48V47H198ZM226 48V47H225ZM248 48V47H247ZM250 49H251V47H249ZM262 48V47H261ZM42 49V48H41ZM121 49H122V47H121ZM165 49V48H164ZM168 49H170V48H168ZM192 49V48H191ZM190 49V50H191ZM230 49V48H229ZM243 49V48H242ZM244 49H246V48H244ZM94 50L95 49H93V52H94ZM98 50V49H97ZM110 50V49H109ZM119 50V49H118ZM156 50V49H155ZM154 49L152 50L153 52L155 51ZM172 50H173V48H172ZM171 50V51H172ZM179 50V49H178ZM188 50H189V48H188ZM252 50V49H251ZM76 51H78V50H76ZM111 51H114V50H111ZM121 51V50H120ZM124 51V50H123ZM149 51H151V50H149ZM148 51V52H149ZM164 51H166V50H164ZM164 51L162 52V53H164ZM177 51V50H176ZM192 51V50H191ZM190 51V52H191ZM197 50H195L194 52H196ZM74 52V54H75V51H73ZM92 52V51H91ZM89 53V54H91V56L93 55V54H95L96 55V53L94 52V53ZM125 52V51H124ZM123 52V53H124ZM167 52H169L168 50H167ZM174 52V51H173ZM185 52V51H184ZM183 52V55L185 56L186 54ZM188 52V51H187ZM190 52H188V53H190ZM200 52V51H199ZM212 52V51H211ZM251 52V51H250ZM256 52H258V51H256ZM256 52H255V56H256ZM259 52H261L262 53V51L260 50ZM88 53H86V55L88 54ZM115 53V52H114ZM119 53V52H118ZM117 53V55H119ZM122 53V52H121ZM138 53V52H137ZM171 53V52H170ZM170 53H167V55L168 54H170ZM175 53V52H174ZM197 53V52H196ZM210 53V52H209ZM208 53V54H209ZM214 53V52H213ZM74 54H71V56L73 55V56H75ZM77 54H78V52H77ZM195 54V53H194ZM193 54V55H194ZM199 55H201L200 53H198ZM197 54V55H198ZM203 54H204V52H203ZM245 54H246V52H245ZM252 54H253V52H252ZM41 55V54H40ZM125 55H126V53H125ZM125 55H124V57H125ZM138 55V54H137ZM163 55V54H162ZM176 55V54H175ZM182 55V56H183ZM216 55V54H215ZM247 55V54H246ZM245 55V57L244 58H246L247 56ZM262 55H263V53H262ZM71 56H69L70 57V59L72 58ZM78 56V55H77ZM89 56V55H88ZM87 56V57H88ZM100 56V55H99ZM170 58H172L173 56L170 54ZM206 56H207V54H206ZM211 56V55H210ZM264 56V55H263ZM102 56H100V58H101ZM129 57V56H128ZM166 57V56H165ZM164 57V58H165ZM168 57V56H167ZM166 57V58H167ZM177 57V56H176ZM175 57V58H176ZM180 57H181V54H180ZM187 58H188V56H186ZM193 57V56H192ZM196 56H194L193 57V60H194V58H195ZM201 57V56H200ZM208 57V56H207ZM221 57V56H220ZM253 57V56H252ZM256 57H260V56H256ZM256 57H253V58H255L256 59ZM75 58H76V56H75ZM75 58L73 59V60H75ZM103 58V60H102V63L104 64L105 62H106V60H107V57L105 58V56L104 57H102ZM115 58V57H114ZM113 58V59H114ZM122 58V57H121ZM143 58V57H142ZM185 58V57H184ZM184 58H182L183 60H185ZM212 58H213V56H212ZM229 58H230V56H229ZM43 59V58H42ZM77 59V58H76ZM86 59V58H85ZM96 59V58H95ZM111 59V58H110ZM181 59V58H180ZM192 59V58H191ZM199 59H201V58H199ZM198 59V57H196V62H195V65L194 66H197V69L200 71V76L201 77H203L202 79H205L204 77H208L209 78V73L207 74V67L209 66H205L204 65V63H201L200 61L201 60H199ZM220 59V58H219ZM251 59V58H250ZM77 60H81V59H77ZM76 60V61H77ZM170 60V59H169ZM176 60H178V57L176 58ZM235 60V59H234ZM233 60V61H234ZM257 61L259 60V59H256ZM261 60V59H260ZM71 61V60H70ZM83 61V60H82ZM81 61V62H82ZM91 61V60H90ZM89 61V62H90ZM171 61H172V59H171ZM170 61V62H171ZM175 61V60H174ZM181 61V60H180ZM186 61H187V59H186ZM203 61V60H202ZM264 61V60H263ZM41 62H43V61H41ZM75 62V61H74ZM78 62V61H77ZM81 62L80 63H78V64H81ZM100 62V61H99ZM125 62H127L126 61V59H125ZM124 62V63H125ZM176 62V61H175ZM184 62V61H183ZM76 63V62H75ZM95 63V62H94ZM155 63V62H154ZM153 63V65H155ZM206 63V62H205ZM235 63V62H234ZM237 63V62H236ZM252 63V62H251ZM261 63V62H260ZM260 63H258V64H260ZM24 64V63H23ZM69 64V63H68ZM82 64L84 65V62H82ZM111 64V63H110ZM136 64V63H135ZM172 64H173V61H172ZM178 64V63H177ZM220 64V63H219ZM256 65H257V63H255ZM88 65V64H87ZM91 65V64H90ZM112 65V64H111ZM131 65V64H130ZM133 65V64H132ZM141 65V64H140ZM152 65V64H151ZM179 65H181V64H179ZM207 65V64H206ZM262 65V64H261ZM261 65H260V67H261ZM1 66V65H0ZM75 66H77V65H75ZM80 66H82V65H80ZM89 66V65H88ZM113 66V65H112ZM122 66V65H121ZM129 66V65H128ZM136 66H138V64L137 65H135V67H134V71L135 70H137V69H135L136 68ZM141 66H143V65H141ZM156 66H157V63H156ZM163 66H164V64H163ZM167 66H168V64H167ZM166 66V67H167ZM187 66H189V64L187 65ZM24 67V66H23ZM42 67H43V65H42ZM74 67V66H73ZM78 67V66H77ZM76 67V68H77ZM109 67V66H108ZM115 67V66H114ZM122 67H124V64H123V66ZM125 67H127L126 65H125ZM124 67V68H125ZM132 67V66H131ZM166 67L164 68V69H166ZM171 67V66H170ZM180 67V66H179ZM185 67V66H184ZM190 67V66H189ZM260 67H253L254 68V70H256V71H262V70H260L259 68ZM1 68V67H0ZM82 68V67H81ZM81 68H80V70H81ZM130 68V67H129ZM145 67H143L142 68V70L144 69ZM155 68V67H154ZM157 68V67H156ZM209 68V67H208ZM222 68V67H221ZM252 68V67H251ZM250 68V71L252 70ZM35 69V68H34ZM42 69V68H41ZM63 69V68H62ZM91 69V68H90ZM89 68H87V66L85 67V68H83V70H82V72H80V71H78V72H80V74H79V78H82V80L80 81V82H82L83 81V83H84V81H86V79L90 76V73L91 72H93L94 70H90ZM123 69V68H122ZM121 69V70H122ZM139 69V68H138ZM159 69H160V67H159ZM162 69V68H161ZM163 69V70H164ZM170 69V68H169ZM192 69H194V68H192ZM215 69V68H214ZM243 69V68H242ZM246 69V68H245ZM262 69V68H261ZM24 70V69H23ZM36 70V69H35ZM73 70H75V69H73ZM120 70V69H119ZM120 70V71H121ZM127 70H128V68H127ZM145 70V69H144ZM157 70V69H156ZM186 70V69H185ZM184 70V71H185ZM189 70H190V68H189ZM188 69H187V72L190 74V71H189ZM195 70V73H196V69H194ZM222 70V69H221ZM3 71H5V69H3ZM37 71V70H36ZM35 71V72H36ZM108 71V70H107ZM139 71H140V69H139ZM138 71V72H139ZM166 71V70H165ZM212 71V70H211ZM258 71V72H259ZM78 72H76V73H74V74H78ZM96 72H97V70H96ZM95 72V73H96ZM110 72V71H109ZM116 72V71H115ZM137 72V71H136ZM153 72V71H152ZM169 72V71H168ZM174 72V71H173ZM172 72V73H173ZM208 72H210V71H208ZM217 72V71H216ZM224 72H225V70H224ZM239 72V71H238ZM5 73V72H4ZM20 73H21V71H20ZM108 73V72H107ZM130 73V72H129ZM145 73H148V72H145ZM155 73V72H154ZM161 73V72H160ZM252 73V72H251ZM256 73V72H255ZM2 74V71H0V75ZM9 74V73H8ZM12 74H13V72H12ZM36 74V73H35ZM71 74H72V72H71ZM100 74V73H99ZM149 74V73H148ZM157 74V73H156ZM161 74H163V73H161ZM168 75H172V74H170V73H167ZM198 74V73H197ZM225 74V73H224ZM243 74V73H242ZM250 74V73H249ZM75 75V76H76ZM141 75H143V73H141ZM155 75V74H154ZM185 74H183L182 73V76L183 77H185L184 76ZM190 75H192V73L190 74ZM227 75V74H226ZM229 75V74H228ZM254 75H257V74H254ZM6 76H7V74H6ZM14 76H16V75H14ZM22 76V75H21ZM75 76H74V78H75ZM159 76V75H158ZM157 76V77H158ZM188 76V75H187ZM193 76V75H192ZM212 76H214V74L212 75ZM221 76V75H220ZM229 76H231V75H229ZM229 76H226V78L228 77L229 78ZM250 76H252V74L250 75ZM250 76H248L249 78H250ZM5 77V76H4ZM3 77V78H4ZM23 77V76H22ZM92 77H94V76H92ZM91 77V78H92ZM142 77V79L143 80H145V77H144V75L143 76H141ZM154 77H156V76H153V79L155 80V78ZM191 77V76H190ZM196 77V76H195ZM199 77V76H198ZM216 77V76H215ZM253 77V76H252ZM9 78V77H8ZM12 78V77H11ZM90 78V79H91ZM165 78V77H164ZM207 78V79H208ZM213 78V77H212ZM85 79V80H84ZM121 79V78H120ZM140 79V78H139ZM156 79H158V78H156ZM162 79V78H161ZM206 79V80H207ZM211 79V78H210ZM245 79V78H244ZM243 79V80H244ZM247 79V78H246ZM245 79V82H247V80ZM8 80V79H7ZM74 80V79H73ZM77 80H79V79H77ZM123 80V79H122ZM142 80V81H143ZM160 80V79H159ZM168 80V79H167ZM193 80V79H192ZM192 80L190 81V82H192ZM221 80V79H220ZM241 80V79H240ZM239 80V81H240ZM249 80V79H248ZM252 80V79H251ZM138 81H140V80H138ZM164 81V80H163ZM163 81L162 80H160V82H162L163 83ZM209 81V82H208ZM207 82H204L203 84L201 83V82H199V80H198V82H196V80H194V82H192L191 83V86H195V88H196V91H198L199 93H201V91L203 92V91H205L206 93L205 94H208V95H210V94H216V92H218V91H223V89H222V85H223V87H224V84H222V85H214V83L212 82L213 81V79H212V81H210V80H208ZM234 80H232V82H233ZM14 82H16V81H14ZM80 82H79V85H81L80 84ZM117 82V81H116ZM122 82V81H121ZM125 80H124V84H125ZM179 82V81H178ZM215 83H217L216 81H214ZM229 82V81H228ZM227 82V83H228ZM231 82V81H230ZM231 82V83H232ZM236 83H238L237 81H235ZM256 82V81H255ZM17 85L16 86H19V88L20 89H22V88H25V86H26V83H27V81H26V78H23V79H21V80H17ZM75 83V82H74ZM78 83V82H77ZM105 83V82H104ZM119 82H117V84H118ZM137 83V82H136ZM156 83V82H155ZM162 83H160V84H162ZM169 83H172L171 81L169 82ZM174 83H177V82H174ZM226 83V84H227ZM253 83V82H252ZM251 82H250V84H252ZM10 84V83H9ZM85 84H87V83H85ZM85 84H82V85H85ZM99 84V83H98ZM128 84V83H127ZM143 85H144V83H142ZM189 84V83H188ZM219 84V83H218ZM234 84V83H233ZM242 84V83H241ZM249 84V86H251ZM14 85V84H13ZM81 85V86H82ZM230 85V84H229ZM243 85V84H242ZM245 85V84H244ZM244 85H243V88H244ZM254 85V84H253ZM99 86H100V84H99ZM108 86V85H107ZM163 86V85H162ZM182 86V85H181ZM180 85H179V87H181ZM248 86V87H249ZM256 86V85H255ZM22 87V88H21ZM58 87V86H57ZM80 87V86H79ZM83 87H85V86H83ZM83 87H81V88H83ZM88 86H86L85 87V89L87 88ZM95 87V86H94ZM114 87V86H113ZM124 87V89H125V86H123ZM134 87H135V85H134ZM140 87V86H139ZM146 87V86H145ZM185 87V86H184ZM227 87V86H226ZM230 86H228V88H229ZM236 87V86H235ZM240 87V86H239ZM246 87V86H245ZM254 87V86H253ZM252 87V88H253ZM4 88V87H3ZM18 88V89H19ZM73 88H75V87H73ZM88 88H90V87H88ZM156 88H157V85H156ZM231 88V87H230ZM233 88V87H232ZM238 88V87H237ZM251 88V89H252ZM58 89V88H57ZM103 89V88H102ZM121 89V88H120ZM139 89V88H138ZM142 89H143V87H142ZM147 89V88H146ZM163 89V88H162ZM166 89H167V87H166ZM165 89V90H166ZM174 89V88H173ZM183 89V88H182ZM189 89V88H188ZM193 88L192 87H190V90H192ZM227 89V88H226ZM247 89V88H246ZM13 90H15L14 88H13ZM74 90V89H73ZM75 90H76V88H75ZM74 90V91H75ZM81 90V89H80ZM83 90H84V88H83ZM99 90H101V89H99ZM117 90H118V88H117ZM116 90V91H117ZM141 90V89H140ZM164 90V89H163ZM172 90V89H171ZM186 89H184V91H185ZM194 90V89H193ZM235 90V89H234ZM6 91V90H5ZM57 91V90H56ZM88 91V94H89V89L87 90ZM114 91V90H113ZM119 91V90H118ZM118 91H117V93H118ZM129 91H131V90H129ZM134 91V90H133ZM153 91V90H152ZM152 91H150L149 90V92L148 93H152ZM177 91V90H176ZM179 91V90H178ZM177 91V92H178ZM195 91V90H194ZM193 91V94H190V95H188L190 98L191 97H193L194 99L196 98V100H198V98L196 97V96H198L197 94L198 93H196V92H194ZM239 91V90H238ZM6 92H8V91H6ZM16 92V91H15ZM99 93L97 94V95H100L101 94V91H98ZM132 92V91H131ZM137 92V91H136ZM142 92H146L147 93V91L146 90H142ZM142 92H139V93H142ZM154 92V91H153ZM226 92V91H225ZM236 92V91H235ZM2 93V92H1ZM5 93V92H4ZM3 93V94H4ZM120 93V92H119ZM135 93V92H134ZM145 93V94H146ZM147 93V94H148ZM156 93H159V91L157 90L156 91ZM192 93V92H191ZM204 93V92H203ZM219 93V92H218ZM217 93V94H218ZM220 93H222V92H220ZM219 93V94H220ZM93 94V93H92ZM103 94H105V93H103ZM132 94V93H131ZM225 94V93H224ZM231 94V93H230ZM229 94V95H230ZM108 95V94H107ZM136 94H134L133 96H135ZM137 95H139V94H137ZM151 95V94H150ZM159 95H161V94H158L157 96L159 97ZM181 95V94H180ZM200 95V94H199ZM207 95V96H208ZM0 96H2V95H0ZM62 96V95H61ZM91 96V95H90ZM148 96V95H147ZM163 96V95H162ZM179 96V95H178ZM201 97H202V95H200ZM199 96V97H200ZM211 96V95H210ZM231 97H232V95H230ZM229 96V97H230ZM5 98H7V99H11L12 97H13V93H5V96H4ZM126 97H127V95H126ZM126 97H124V99H126ZM137 97V96H136ZM140 96H138V98H139ZM149 97V96H148ZM151 97H153V95L151 96ZM183 97V96H182ZM234 97V96H233ZM232 97V98H233ZM1 98V97H0ZM43 98V97H42ZM116 98H117V96H116ZM135 98V97H134ZM138 98H136L137 100H135L137 103H138V101H140V103H141V105H142V109H141V112H140V116L139 117H141V115L145 112V108H147V107H149V109H156V107H157V103H156V101H155V95H154V98H152V100H149V99H147V97H141L139 100H138ZM163 98V97H162ZM206 98V97H205ZM217 98V97H216ZM216 98H215V100H216ZM232 98H230V99H232ZM9 99V100H10ZM92 99V98H91ZM124 99H122V100H124ZM176 99V98H175ZM193 99V100H194ZM209 99V98H208ZM213 99V98H212ZM6 100V99H5ZM4 100V101H5ZM8 100V101H9ZM158 100V99H157ZM166 100V99H165ZM174 100V99H173ZM185 100H188V99H185ZM211 100V99H210ZM43 101V100H42ZM88 101V100H87ZM96 102H98V100H95ZM170 101V100H169ZM195 101V100H194ZM125 102H127V101H125ZM130 102H131V99H130ZM132 102H134L133 101V97H132ZM158 102V101H157ZM186 102V101H185ZM204 102V101H203ZM206 102V101H205ZM227 102V101H226ZM9 103H10V101H9ZM30 103V102H29ZM32 103V102H31ZM45 103V102H44ZM91 103H95V102H91ZM129 103V102H128ZM139 103V104H140ZM188 103H190V102H188ZM187 103V104H188ZM192 103H194V102H192ZM192 103H190V104H192ZM196 103V102H195ZM194 103V104H195ZM198 103V102H197ZM202 103V102H201ZM222 103H224V102H222ZM228 103V102H227ZM17 104H18V102H17ZM42 104V103H41ZM46 105V107H43V106H34V104L32 105V106H30V108H24V107H13V108H11L9 111V114L13 117V118H15L18 122H19V124H16V125H18V131H16V132H19V134H20V137L21 138H23V137H30V135H36V134H41L42 132L44 133V134H46V136L47 137H49L48 138V140L47 141H50L51 143H49L46 147H44V149H45V152H57V146H55L57 149H55V147L53 146V144H52V138L51 137H53V132H54V129H56V128H54V126L51 124V123H53V122H51V120L50 119H52L51 118V116L48 114V112H47V110L49 109H47L46 110V108H47V103H45ZM53 104H54V102H53ZM123 104H125V103H123ZM130 104V103H129ZM131 104H133V103H131ZM194 104H192V105H194ZM205 104H207V103H205ZM9 105V104H8ZM24 105V104H23ZM22 105V106H23ZM37 105V104H36ZM102 105V104H101ZM109 106H110V104H108ZM120 105V104H119ZM119 105H117V107L119 106ZM137 105V104H136ZM196 105V104H195ZM198 105V104H197ZM201 105V104H200ZM204 104H202V106H203ZM222 105V104H221ZM16 106V105H15ZM19 106V105H18ZM121 106V105H120ZM125 106V105H124ZM128 105H126V107H127ZM138 106H140V105H138ZM159 107L161 106V104H159L158 105ZM165 106V105H164ZM226 106V105H225ZM52 107H54V106H52ZM52 107H50V108H52ZM108 107V106H107ZM168 106H166V108H167ZM170 107H172L170 104H169V109H170ZM187 107H189L188 105H187ZM193 107V106H192ZM191 107V108H192ZM196 107H199V106H196ZM216 107V106H215ZM221 107V106H220ZM229 107V106H228ZM233 107V106H232ZM114 108V107H113ZM113 108H111V107H109V110L110 109H113ZM128 108V107H127ZM126 108V109H127ZM165 108V107H164ZM200 108V107H199ZM199 108H197V109H199ZM204 108V107H203ZM219 108V107H218ZM98 109V108H97ZM101 109H102V107H101ZM125 109V108H124ZM138 109V108H137ZM159 109V108H158ZM190 109V108H189ZM201 109H202V107H201ZM232 109V108H231ZM51 110V109H50ZM67 110V109H66ZM103 110V109H102ZM120 110H121V108H120ZM120 110L118 109V111L120 112ZM152 110V111H153ZM160 110V109H159ZM168 110V109H167ZM171 110V109H170ZM200 110V109H199ZM53 111H55L56 112V110H53ZM52 111V112H53ZM112 111H115V110H112ZM117 111V112H118ZM135 111H139V110H135ZM195 111V110H194ZM223 111V110H222ZM221 111V112H222ZM226 111V110H225ZM101 112V111H100ZM110 112V111H109ZM117 112H115V113H117ZM159 112V111H158ZM168 112V111H167ZM224 112V111H223ZM54 113V112H53ZM63 113V112H62ZM136 113V112H135ZM164 113H166V111L164 112L163 110L160 112V114L162 115V122H163V124L165 123V125H167L169 122L171 123V125H172V132L174 131L175 133H176V135L178 136V132H179V128H178V124L177 123H175V122H171V121H167V118H166V116H165V114ZM171 113V112H170ZM177 113V112H176ZM175 113V114H176ZM184 113H186L185 112V110H184ZM188 113V112H187ZM8 114V113H7ZM8 114V115H9ZM120 114V113H119ZM134 114V113H133ZM169 114V113H168ZM172 114H174V113H172ZM174 114V115H175ZM55 114H53V116H54ZM87 115V114H86ZM101 115H102V112H101ZM114 115V114H113ZM131 114H129V116H130ZM135 115V114H134ZM138 115H139V112H138ZM138 115H137V118H138ZM145 115V114H144ZM152 115H154V114H152ZM161 115H159L158 117H160ZM170 115V114H169ZM187 115V114H186ZM188 115H190L191 116V114H188ZM222 115V114H221ZM225 115V114H224ZM226 115H227V112H226ZM7 116V115H6ZM10 116V117H11ZM76 116V115H75ZM80 116V115H79ZM82 116V115H81ZM85 116V115H84ZM105 116H107V115H105ZM104 115H103V117H105ZM119 116V115H118ZM122 116V114L120 115V117ZM128 116V115H127ZM151 116V115H150ZM149 116V117H150ZM189 116V117H190ZM78 117V116H77ZM88 117V116H87ZM98 117V116H97ZM115 117V116H114ZM144 117V116H143ZM187 117V116H186ZM192 117V116H191ZM195 117V116H194ZM201 117V116H200ZM223 117V116H222ZM225 117V116H224ZM229 117V116H228ZM231 117V116H230ZM229 117V118H230ZM2 118H4V116L2 117ZM113 117H109L108 118V120L107 121H110V119H112ZM116 118V117H115ZM129 118H131V117H129ZM133 118H135V117H133ZM132 118V119H133ZM152 118H154L153 116H152ZM166 118V119H165ZM171 118L173 119V117H172V115H171ZM226 118V117H225ZM5 119V118H4ZM14 119V120H15ZM78 119V118H77ZM76 119V120H77ZM87 119V118H86ZM117 119H119V118H117ZM142 119H144V118H142ZM145 119L147 120V118L145 117ZM172 119H170V120H172ZM185 119V118H184ZM227 119V118H226ZM54 120H55V117H54ZM54 120H52V121H54ZM74 120V119H73ZM72 120V121H73ZM75 120V121H76ZM79 120V119H78ZM82 120H84L85 121V119H82ZM101 120H102V118H101ZM105 120V119H104ZM174 120V119H173ZM187 120V119H186ZM189 120H191V119H189ZM188 120V121H189ZM228 120V119H227ZM41 121H44V125H43V123H41ZM80 121H81V118H80ZM79 121V122H80ZM103 121V120H102ZM106 121V120H105ZM143 121V120H142ZM175 121V120H174ZM178 121H181L180 119L178 120ZM182 121H183V117H182ZM182 121H181V123H182ZM191 121H193V120H191ZM199 121V120H198ZM68 122V121H67ZM70 122V121H69ZM76 122H78V121H76ZM78 122V124L80 125V124H82L81 122L79 123ZM111 122V121H110ZM114 122V124H115V122H118V121H116V119H115V121H113ZM176 122H177V119H176ZM187 122V121H186ZM17 123V122H16ZM144 123V122H143ZM180 123V122H179ZM41 124L43 125V127L41 126ZM68 124V123H67ZM72 124H73V122H72ZM98 124V123H97ZM110 124V123H109ZM118 124V123H117ZM116 124V125H117ZM137 124H138V120H137ZM141 124V123H140ZM158 124H161V122L160 123H158ZM57 125V124H56ZM56 125H55V127H56ZM71 125V124H70ZM92 125V124H91ZM103 125V124H102ZM108 125V124H107ZM111 125V124H110ZM136 125V124H135ZM142 125H144V124H142ZM169 125V124H168ZM183 125V124H182ZM73 126V125H72ZM75 126V125H74ZM73 126V127H74ZM98 126V125H97ZM141 126V125H140ZM152 126V125H151ZM158 126V125H157ZM161 126H164V125H162L161 124ZM218 126V125H217ZM70 127V126H69ZM108 126H106V128H107ZM121 127V126H120ZM166 127V126H165ZM216 127V126H215ZM71 129H72V127H70ZM93 128H95V127H93ZM97 128V127H96ZM119 128V127H118ZM127 128H129V127H127ZM164 128V127H163ZM183 128V127H182ZM58 129V128H57ZM74 129V128H73ZM90 129V128H89ZM98 129V128H97ZM103 129V128H102ZM116 129H117V127H116ZM115 129V130H116ZM121 129V128H120ZM133 129V128H132ZM140 129V128H139ZM154 129V128H153ZM201 129V128H200ZM208 129V128H207ZM216 129V128H215ZM15 130H17L16 128H15ZM105 130V129H104ZM108 130V129H107ZM111 130H113V129H111ZM110 130V131H111ZM124 130H126L125 128H124ZM141 130V129H140ZM144 130H146V132L147 131H151L150 130V128H149V126H145L144 127ZM170 130V129H169ZM169 130H167L168 132H169ZM181 130V129H180ZM191 130V129H190ZM194 130H196V129H194ZM193 130V131H194ZM203 130V129H202ZM218 130V129H217ZM217 130H216V132H217ZM58 131V130H57ZM78 131V130H77ZM89 131V130H88ZM90 131H91V129H90ZM89 131V132H90ZM95 131H98V130H95ZM143 130H141L140 132H142ZM185 130H183V132H184ZM201 131V130H200ZM203 131H206L205 129L203 130ZM202 131V132H203ZM16 132H13V136L15 137V135H14V133H16ZM102 132V131H101ZM100 132V133H101ZM152 132V131H151ZM187 132V131H186ZM201 132V133H202ZM208 132H209V130H208ZM210 132H211V130H210ZM207 133V134H211V133ZM222 132V131H221ZM63 133V132H62ZM71 133V132H70ZM73 133V132H72ZM71 133V134H72ZM92 133V132H91ZM105 133V132H104ZM117 133V132H116ZM155 133V132H154ZM213 133V132H212ZM7 134V133H6ZM57 134H58V132H57ZM78 134H80V133H78ZM93 134V133H92ZM127 134V133H126ZM128 134H130V133H128ZM127 134V135H128ZM133 134H135V133H133ZM133 134H132V136H133ZM138 134V133H137ZM141 134H143V132L141 133ZM170 134V133H169ZM179 134H182V133H180L179 132ZM189 134V133H188ZM204 134V136H205V138H207L208 136H207V134H205V133H202V135ZM221 134V133H220ZM2 135V134H1ZM9 135V134H8ZM102 135V134H101ZM119 135V134H118ZM154 135V134H153ZM173 135V134H172ZM175 135V136H176ZM184 135H185V132H184ZM184 135H183V137H184ZM187 135V134H186ZM212 135H214V134H212ZM107 136V135H106ZM110 136V135H109ZM114 136V135H113ZM131 136V135H130ZM136 136V135H135ZM138 136V135H137ZM152 136V135H151ZM155 136H156V133H155ZM174 136V135H173ZM194 136H195V134H194ZM9 137V136H8ZM19 137V136H18ZM47 137H45L46 139H47ZM119 137V136H118ZM165 137V136H164ZM187 137V136H186ZM213 137V136H212ZM108 138H112L111 136L110 137H108ZM117 138V137H116ZM154 138H156V137H154ZM158 138V137H157ZM156 138V139H157ZM177 138V137H176ZM205 138L203 139V138H201V141L202 140H205ZM0 139H2V138H0ZM25 139V138H24ZM28 139V138H27ZM103 139V138H102ZM101 139V140H102ZM115 139V138H114ZM113 139V140H114ZM184 139H186L185 137H184ZM18 140V139H17ZM89 140V139H88ZM109 140H111V139H109ZM140 140V139H139ZM139 140H137V142H139ZM155 140V139H154ZM212 140V139H211ZM19 141V140H18ZM30 141V140H29ZM76 141V140H75ZM106 141V140H105ZM104 141V142H105ZM118 141H120V140H118ZM147 141H149V140H147ZM153 141V140H152ZM159 141V140H158ZM158 141H157V143H158ZM166 142H167V140H165ZM168 141H169V139H168ZM181 141V140H180ZM182 141H183V143H185L184 142V140L182 139ZM182 141L179 143V141L177 140V142L173 145V152L174 153H172L173 155H172V157H176V159H178L177 160V164L175 163V165H178V170H176V172H175V174L173 175L174 177H175V185H176V187L177 188H179V189H181V188H183L184 187V182L186 181V179H187V177H186V179H185V181H184V179H183V176H182V173H186V171H187V167L189 166V168L191 167V164L190 163H188V161H186V163H188V164H190V165H188L187 167H186V165H185V162H184V156H185V152L186 151H188V150H185L186 148L182 145ZM193 141V140H192ZM200 141V142H201ZM210 141V140H209ZM22 142V141H21ZM77 142H78V140H77ZM83 142L84 141H82V143H81V145L83 144ZM104 142H102V143H104ZM107 142H108V140H107ZM114 142H116V141H114ZM113 142V143H114ZM121 142V141H120ZM119 142V144H122V143H120ZM123 142V141H122ZM129 141H127V143H128ZM160 142V141H159ZM165 142V143H166ZM19 143H20V141H19ZM85 143H87V142H85ZM90 143V142H89ZM126 143V142H125ZM161 143H163V142H161ZM165 143H163L164 145H165ZM197 143V142H196ZM202 143H204V142H202ZM201 143V144H202ZM206 143H208V142H206ZM211 143V142H210ZM238 143H240V142H238ZM55 144H57V143H55ZM88 144V143H87ZM87 144H85L86 145V147H87ZM106 144V143H105ZM150 144L152 145V143L150 142ZM154 144H156V142L154 141ZM167 144H169V143H167ZM245 144V143H244ZM45 145V144H44ZM84 145V144H83ZM82 145V146H83ZM196 145V144H195ZM203 146L204 145H206L205 143L204 144H202ZM238 145V144H237ZM236 145V146H237ZM14 146V145H13ZM29 146H30V144H29ZM28 146V147H29ZM113 146H115V145H113ZM119 146V145H118ZM122 146H123V144H122ZM121 146V147H122ZM168 146H170V145H168ZM239 146H240V144H239ZM244 146V145H243ZM243 146H240V147H243ZM84 147V146H83ZM120 147V148H121ZM130 147H131V145H130ZM167 147V146H166ZM206 147H208L207 145H206ZM205 147V148H206ZM215 147V146H214ZM239 147V148H240ZM245 147H247V146H244V148ZM115 147H113V149H114ZM116 148H118V147H116ZM132 148V147H131ZM155 148V147H154ZM185 148V149H184ZM195 148H197V147H195ZM210 148V147H209ZM40 149H42V148H40ZM83 149V148H82ZM106 149V148H105ZM122 149V148H121ZM147 149V148H146ZM151 149H152V146H151ZM171 149V148H170ZM189 149V148H188ZM211 149V148H210ZM246 149V148H245ZM244 149V150H245ZM9 150V149H8ZM84 151H85V149H83ZM115 150V149H114ZM153 150H155V149H153ZM159 150H161V149H159ZM167 150H168V148H167ZM40 151H42V150H40ZM95 151H97L96 149H95ZM99 151V150H98ZM100 151H101V146H100ZM99 151V152H100ZM108 151V150H107ZM110 151V150H109ZM130 151V150H129ZM128 151V152H129ZM158 151V150H157ZM156 151V152H157ZM172 151V150H171ZM195 151H197V149L195 150ZM207 151V150H206ZM106 152V151H105ZM112 152V151H111ZM118 152V151H117ZM123 152H124V150H123ZM122 152V153H123ZM126 152V151H125ZM159 152V151H158ZM157 152V153H158ZM170 152V151H169ZM192 152V151H191ZM205 152V151H204ZM203 152V153H204ZM208 152V151H207ZM238 152H239V150H238ZM251 152V151H250ZM73 153V152H72ZM130 153H131V151H130ZM165 153V152H164ZM187 153H190V152H187ZM193 153H195V152H193ZM198 153H199V151H198ZM197 153V154H198ZM202 153V152H201ZM243 153V152H242ZM241 153V154H242ZM15 154V153H14ZM46 154V153H45ZM120 154V153H119ZM124 154V153H123ZM159 154H161V153H158V155ZM245 154V153H244ZM23 155V154H22ZM26 155V154H25ZM52 155V154H51ZM108 155V154H107ZM106 155V156H107ZM126 155V154H125ZM133 155H134V153H133ZM164 155V154H163ZM165 155H167V154H165ZM168 155H169V153H168ZM171 155V154H170ZM187 155V154H186ZM207 155V154H206ZM209 155H210V153H209ZM243 155V154H242ZM246 155V154H245ZM248 155V154H247ZM113 156V155H112ZM131 156V155H130ZM129 155H128V157H126V158H128L129 159V157H130ZM135 156V155H134ZM133 156V158L132 159H129V160H127L126 159V163H125V161H124V165H123V167L122 168H117L118 170H117V172L115 171V173L110 177L111 178V181L113 182V187H112V189H110L111 191H110V195H109V193H107V191L105 192V193H107L108 194V196L107 195H105V196H107V198H106V202H105V199L104 198H99L97 195H95L94 194V192H92V196H91V200L90 199H88L87 198V200H86V198H85V200H86V202L89 200V208L91 207V209H89V210H91V215L89 214V216H87V215H85L84 213H82L81 211H79V209H76L77 207H80V205L79 206H75V209L76 210H71L72 208H70V210L69 211H67V212H65V215H62V217L64 216V225H65V227H64V232H63V234H64V238L63 239H65V244L63 243H61L60 241H61V239H60V237H59V234L61 235V233L60 232H58V231H56V232H54L53 234H49L50 235V242H51V244L53 245V246H55V247H59V246H63V249H64V247H65V251H64V254H62V255H65L64 256V261H65V263L64 264H146V262H145V260H144V257H146V256H149L153 261H154V263L155 264H221L220 263V260H219V256H220V253H219V256L216 254L217 253V250H219V249H216L217 247H215V245H214V243H213V241H212V239H210V237H208V234L204 231V229H205V225L206 224H204V223H207V222H204V218L199 214V212L197 211V210H195L194 212L193 211H191L192 213L190 214L191 216H193V217H195V218H197L198 220H199V223L197 224V227H193L194 228V230H195V228H196V230H199L200 231V233L202 232V234H203V236H207V237H203V238H201V239H199V238H195L194 240L192 239V240H190L188 237V235H189V233L191 232L192 233V229L193 228H191V226H189V228L191 229V230H189V228H188V226L187 225H184V222L177 216V213H174V210L175 209H178L179 208V206H178V208H176V207H174V206H172V203H174L173 201H172V203L164 196V197H162L160 200V202H161V204L164 206V207H166L167 209H165L166 211H162L161 210V208H160V206H159V204H157V202L154 200V195H152V191L150 192L149 190H148V193H150L152 196H150V198H149V203L147 204V202H148V200H147V202H146V200H144V198H145V192L146 191H144L148 186V179L145 177V174L146 173H148V172H150V171H148V169H150L149 167H150V164L153 162L151 159H149V157H147V156H145V154L144 153H142V154H139V156H135L134 157ZM160 156H162V155H160ZM190 156V155H189ZM249 156H251L250 154H249ZM51 157H53V156H51ZM104 157V156H103ZM122 157V156H121ZM120 157V158H121ZM125 157V156H124ZM200 157V156H199ZM202 157V156H201ZM208 157V156H207ZM246 157V156H245ZM42 158V157H41ZM114 158V157H113ZM154 158V157H153ZM165 159L166 161H168L167 160V158L168 159H170L169 161L171 162V161H173V159H171V157H169V156H166V157H163L162 156V159ZM195 158H196V156H195ZM203 158V157H202ZM201 158V159H202ZM205 158V157H204ZM203 158V159H204ZM44 159H46V160H48L49 159V157H48V159L47 158H44ZM50 159H56L55 157H53V158H50ZM49 159V160H50ZM57 159H59V158H57ZM109 159V158H108ZM122 159H124L125 160V158H122ZM122 159H120V160H122ZM187 159V158H186ZM249 159V158H248ZM40 160V159H39ZM48 160V161H49ZM60 160V159H59ZM157 160H158V158H157ZM156 160V161H157ZM159 160H160V158H159ZM158 160V161H159ZM40 161H42V160H40ZM52 161V160H51ZM155 161V162H156ZM157 161V162H158ZM191 161V160H190ZM189 161V162H190ZM43 162V161H42ZM44 162H46V161H44ZM60 162V161H59ZM90 162H92V161H90ZM112 163H113V161H111ZM116 162V161H115ZM120 162H123V161H120ZM157 162H156V164H157ZM160 162V161H159ZM158 162V164H160ZM16 163V162H15ZM22 163V162H21ZM55 163V162H54ZM53 163V164H54ZM61 163V162H60ZM93 163V162H92ZM97 163H100V162H97ZM110 163V162H109ZM166 163H168V162H166ZM19 164H20V162H19ZM50 164H51V162H50ZM56 164V163H55ZM63 164V163H62ZM121 164V163H120ZM120 164H118L117 163V165H120ZM171 164V163H170ZM31 165V164H30ZM75 165V164H74ZM110 165V164H109ZM116 165V164H115ZM152 165V164H151ZM55 166V165H54ZM54 166H52V167H54ZM56 166H57V164H56ZM55 166V167H56ZM195 166V165H194ZM197 166V165H196ZM48 167V166H47ZM61 167V166H60ZM62 167H64V166H62ZM79 167V166H78ZM109 167H112L111 165L109 166ZM156 167H158V166H156ZM160 167H161V164H160ZM159 167V168H160ZM177 167V166H176ZM50 168V167H49ZM115 168V167H114ZM153 168L154 167H151V169L153 170ZM193 168V167H192ZM223 168V167H222ZM50 169H52V168H50ZM61 169V168H60ZM113 169V168H112ZM156 169V168H155ZM195 169H196V167H195ZM48 170V169H47ZM59 170V169H58ZM158 170V169H157ZM192 170V169H191ZM194 170V169H193ZM225 170H227V169H225ZM229 170V169H228ZM43 171V170H42ZM56 171V170H55ZM54 171V172H55ZM102 171V170H101ZM148 171V172H147ZM20 172V173H19ZM18 173H19V175H21V179L22 180H24L23 179V177H22V174H21V171H19ZM58 172V171H57ZM62 172V171H61ZM79 172H80V170H79ZM154 172H155V170H154ZM228 171H226V173H227ZM229 172H231V171H229ZM17 173V174H18ZM56 173V172H55ZM67 173V172H66ZM112 173H113V171H112ZM174 173V172H173ZM16 174V173H15ZM36 174V173H35ZM43 174H46V173H43ZM42 174V175H43ZM48 174V173H47ZM51 174H53V173H51ZM51 174H49V175H47V176H43L42 178L40 177L39 178V175H38V178L39 179H41V182H42V185H41V187H42V190H43V192H44V195L46 194V196H47V198H51L52 199V197H54V195H55V193H56V191H57V187H58V185L59 184H63V182H65L66 180L65 179H60L61 181L59 182V181H57L56 180V178H53L52 176H51ZM75 174H77V173H75ZM149 174H151V176L153 175L152 173H149ZM162 174V173H161ZM227 174H230V173H227ZM234 174V173H233ZM59 175H63L62 173H59ZM59 175L57 176V177H59ZM81 175V174H80ZM88 175V174H87ZM86 175V176H87ZM95 175V174H94ZM64 176V175H63ZM150 176V177H151ZM61 177V176H60ZM68 177V176H67ZM90 177V176H89ZM108 177V176H107ZM107 177H105V178H103V176H102V174H101V172H100V174H98V176L96 177V179H97V183L99 184V183H102V181H103V179H105L106 180V178ZM154 178H155V176H153ZM164 177V176H163ZM232 177H234V176H232ZM236 177V176H235ZM11 178V177H10ZM32 178V177H31ZM34 178H35V176H34ZM82 178V176L80 177V179ZM92 178V177H91ZM109 178V177H108ZM190 178V177H189ZM37 179V178H36ZM70 179H71V176H70ZM70 179L68 178V180H69V182H70ZM90 179V178H89ZM95 179V178H94ZM155 179H157V178H155ZM194 179V178H193ZM4 180H6V179H4ZM91 180V179H90ZM195 180V179H194ZM38 181V180H37ZM76 181V180H75ZM87 181V180H86ZM107 181V180H106ZM123 181V183L125 184V185H123V187L122 186H120L119 184H120V182H122ZM152 181H153V179H152ZM162 181V180H161ZM189 181H190V179H189ZM189 181H187V183L189 182ZM84 182V181H83ZM96 182V181H95ZM105 182V181H104ZM110 182V181H109ZM76 183H77V181H76ZM87 183V182H86ZM107 183V182H106ZM155 183V182H154ZM189 183H191V181L189 182ZM188 183V184H189ZM21 184H22V182H21ZM37 184V183H36ZM65 184V183H64ZM70 184H71V182H70ZM83 184V183H82ZM95 184V183H94ZM208 184H210V183H208ZM221 184V183H220ZM228 184H230V183H228ZM228 184H225V186H227ZM38 185H40V183L39 184H37L36 185V188L38 187ZM73 185V184H72ZM80 185V184H79ZM88 185V184H87ZM96 185V184H95ZM106 185V184H105ZM155 186V185H153V184H150L149 186ZM162 185V184H161ZM190 185V184H189ZM188 185V186H189ZM192 185H194V184H192ZM222 185V184H221ZM220 185V186H221ZM63 185H61V187H62ZM67 186V185H66ZM68 186H71V185H68ZM66 187V188H69V187ZM85 187H88V186H86V185H84ZM94 185H92V187H93ZM97 186V185H96ZM101 186V185H100ZM103 186V185H102ZM101 186V187H102ZM112 185H110V187H111ZM147 186V187H146ZM231 186H233V185H228V187H224V188H222L221 189V197L223 198V196H224V198L226 197V196H229L230 194H232L233 193V191H232V187ZM20 187V186H19ZM24 187V186H23ZM27 187V186H26ZM33 187H35V186H33ZM75 187V186H74ZM101 187H99V189L101 188ZM104 187H107V185L106 186H104ZM109 187V186H108ZM146 187V188H145ZM192 187V186H191ZM219 187V186H218ZM229 187H231V188H229ZM233 187H235V186H233ZM35 188V189H36ZM65 188V189H66ZM80 188L82 189V188H84V187H81L80 186ZM90 188V187H89ZM94 188V187H93ZM151 188V187H150ZM158 188V187H157ZM177 188H176V190H177ZM186 188V187H185ZM188 188V187H187ZM19 189V188H18ZM21 189V188H20ZM34 189V190H35ZM79 189V188H78ZM86 189H88V188H86ZM105 189H107V188H105ZM105 189H103V190H105ZM152 189V188H151ZM175 189V188H174ZM189 189V188H188ZM191 189V188H190ZM190 189H189V191H190ZM237 189V188H236ZM17 190V189H16ZM37 190V189H36ZM59 190V189H58ZM61 190H63L64 191V188L63 189H61ZM69 191H70V189H68ZM72 190H75V189H72ZM80 190V189H79ZM83 190V189H82ZM95 191L97 190V187L94 189ZM101 190L102 189H100V192H101ZM214 190V189H213ZM66 191V190H65ZM76 191V190H75ZM86 191V190H85ZM87 191H89L90 192V190H87ZM86 191V192H87ZM178 191V190H177ZM180 191V190H179ZM182 191H183V189H182ZM188 191V190H187ZM216 191V190H215ZM19 192V191H18ZM68 192V191H67ZM103 192V191H102ZM181 192V191H180ZM206 192V191H205ZM213 192V191H212ZM219 192V191H218ZM35 193H37V192H35ZM63 193H65L66 194V192H63ZM69 193V192H68ZM96 193V192H95ZM104 193V194H105ZM188 193H191V192H188ZM202 193H203V191H202ZM40 194V193H39ZM38 194V196L40 197V195ZM57 194L58 193H56V198H58L57 197ZM60 192H59V196H60ZM149 194V195H150ZM178 194H181V193H178ZM215 195H216V193H214ZM237 194V193H236ZM3 195V194H2ZM34 195H36V194H34ZM85 195H87V194H85ZM89 195H91V194H89ZM162 195V194H161ZM164 195V194H163ZM202 195V194H201ZM207 195H208V193H207ZM207 195H205V196H207ZM213 195V194H212ZM241 195V194H240ZM240 195H238L237 197L238 198H243V197H241ZM261 195V194H260ZM30 196H32V195H30ZM62 196V195H61ZM68 196V195H67ZM158 196H160V195H158ZM240 196V197H239ZM243 196V195H242ZM253 196H255V195H253ZM259 196V195H258ZM1 197V196H0ZM35 197V196H34ZM38 197V198H39ZM42 197V196H41ZM41 197L39 198V199H41ZM69 197V196H68ZM152 197V198H151ZM154 197V198H153ZM199 197V196H198ZM215 197V196H214ZM213 197V198H214ZM220 197V196H219ZM230 197V196H229ZM256 197V196H255ZM4 198V197H3ZM35 198H37V197H35ZM44 198V197H43ZM62 198L64 199V197L62 196ZM158 198V197H157ZM160 198V197H159ZM158 198V199H159ZM217 198V197H216ZM215 198V199H216ZM222 198H220V199H222ZM227 198V197H226ZM234 198V197H233ZM236 198V197H235ZM238 198H236V200L238 199ZM245 198V197H244ZM32 199H34V198H32ZM54 199V198H53ZM52 199V200H53ZM148 199V198H147ZM202 199V198H201ZM204 199V198H203ZM206 199V198H205ZM204 199V200H205ZM215 199H214V201H215ZM219 199V198H218ZM38 200V199H37ZM43 200H45V199H43ZM60 200H62V199H60ZM67 200V199H66ZM66 200H64V201H66ZM207 200V199H206ZM205 200V201H206ZM212 200V199H211ZM223 200V199H222ZM233 200V199H232ZM231 200V201H232ZM235 200V199H234ZM242 201V199H239L238 201ZM244 201H245V199H243ZM49 201H51V200H49ZM83 201V200H82ZM182 201V200H181ZM213 201V202H214ZM231 201H229L228 203H227V201H226V205L229 207V205H230V208H232L231 207ZM237 201V202H238ZM243 201V202H244ZM257 201H258V199H257ZM261 201V200H260ZM38 202V201H37ZM42 202H44V201H42ZM52 202V201H51ZM61 202V201H60ZM68 202H69V200H68ZM104 202H105V204H104ZM115 202H118L120 205L121 204H123V203H125L126 204V208L127 207H129L130 206V212L131 213H129V211L125 208L124 209V207H122L121 208V210H120V212H119V214H120V220H121V222L120 221H118L117 219H114L115 217L113 216V219L112 218H109V213H108V209H110L111 208V206H113V204L115 203ZM198 201H196L195 203H197ZM203 202V201H202ZM210 202V201H209ZM208 202V203H209ZM218 202V201H217ZM219 202H221L220 200H219ZM219 202L218 203H216L217 205L219 204ZM224 202V201H223ZM236 202V201H235ZM236 202V203H237ZM263 202V201H262ZM58 203V202H57ZM56 203V204H57ZM64 203V202H63ZM83 203V202H82ZM194 203V204H195ZM205 203V202H204ZM225 203V202H224ZM234 203V202H233ZM241 203V202H240ZM260 203V202H259ZM52 204V203H51ZM65 204H67V203H65ZM77 204V203H76ZM87 204V203H86ZM116 204V203H115ZM118 204V205H119ZM179 204V203H178ZM202 204V203H201ZM200 204V205H201ZM207 204V203H206ZM215 204V205H216ZM229 204V205H228ZM237 204H239V203H237ZM237 204H235V205H237ZM5 205V204H4ZM35 205V204H34ZM46 205V204H45ZM48 205V204H47ZM46 205V206H47ZM59 205V204H58ZM58 205H57V207H58ZM61 205V204H60ZM83 205V204H82ZM180 206H183V204L181 205V204H179ZM196 205V204H195ZM195 205H193V206H195ZM203 205V204H202ZM208 205V204H207ZM216 205V206H217ZM226 205H224L223 204V206H225L226 207ZM260 205V204H259ZM32 206V205H31ZM35 206H37V205H35ZM51 206V205H50ZM73 207V205H70V207ZM177 206V205H176ZM193 206H191L192 208H193ZM197 206V205H196ZM214 206V205H213ZM215 206V207H216ZM220 206H222V205H220ZM234 206V205H233ZM244 207H245V205H243ZM22 207V206H21ZM43 207V206H42ZM48 207H49V205H48ZM53 207V206H52ZM56 207V206H55ZM65 207V206H64ZM67 207H69V206H67ZM86 207V206H85ZM190 207V208H191ZM203 207H204V205H203ZM224 207V208H225ZM240 208H241V206H239ZM243 207V208H244ZM258 207V206H257ZM13 208V207H12ZM34 208H36V207H34ZM33 208V209H34ZM59 208V207H58ZM116 208H117V206H116ZM223 207L221 208V207H219L218 209H219V212H216L219 216V218L220 219H222V220H217L216 218L214 219L213 218V220L211 221L212 223H210V221H209V223L211 224H209L210 225V227H215V228H220L221 229V231L223 230L226 234H228L227 233V228H225L226 226H227V224H226V226H224L223 225V221H225V220H227L228 219V217L229 216H231L230 215V213H232V210H230V208H228V209H224ZM237 208H238V205H237ZM236 208V209H237ZM239 208V209H240ZM246 208H248L247 206H246ZM32 209V208H31ZM38 209V208H37ZM37 209H34V210H37ZM46 209V208H45ZM48 209V208H47ZM52 209V208H51ZM120 209V208H119ZM118 209V210H119ZM180 209H182V207L180 208ZM179 209V210H180ZM235 209V210H236ZM14 210V209H13ZM85 210H87V209H85ZM178 210V211H179ZM190 210V209H189ZM7 211V210H6ZM17 211V210H16ZM38 211V210H37ZM47 211V210H46ZM63 211H65V210H63ZM115 211H116V209H115ZM200 211V210H199ZM203 211V210H202ZM216 211V210H215ZM241 211V210H240ZM240 211H238V213H240ZM243 211V210H242ZM15 212V211H14ZM13 212V213H14ZM33 212H35V211H33ZM53 212V211H52ZM55 212H57V211H55ZM84 212H86V211H84ZM184 212V211H183ZM185 212H186V210H185ZM201 212V211H200ZM207 212V211H206ZM236 212H237V210H236ZM13 213H12V215H13ZM16 213H18V212H16ZM39 213V212H38ZM60 213V212H59ZM63 213V212H62ZM187 213V212H186ZM215 213V212H214ZM250 213V212H249ZM64 214V213H63ZM111 214H112V212H111ZM110 214V215H111ZM115 214V213H114ZM118 214V215H119ZM209 214V213H208ZM211 215H213V213H210ZM209 214V215H210ZM14 215H15V213H14ZM32 215V214H31ZM187 215V214H186ZM189 215V214H188ZM199 215L201 216V217H199ZM210 215V216H211ZM233 215H236V214H233ZM244 214H242V216H243ZM257 215V214H256ZM6 216H8V215H6ZM10 216V215H9ZM8 216V217H9ZM58 216V215H57ZM56 216V217H57ZM181 216H182V214H181ZM241 216V215H240ZM259 216V215H258ZM18 217V216H17ZM190 217V216H189ZM204 217H206V219L209 217L208 215L207 216H204ZM212 217V216H211ZM213 217H217V216H213ZM244 217V216H243ZM247 217H249V216H247ZM16 218V217H15ZM34 218V217H33ZM40 218V217H39ZM59 218V217H58ZM144 218H146L147 219V223H145L146 224V226L143 228V229H141L140 231L138 230V228H137V225H138V223L140 222V220H143ZM230 218V217H229ZM233 217L231 216V222H234L235 224H236V221L234 220V221H232L233 219H232ZM256 218H258L257 216L256 217H252V219L251 220H253V221H255V220H259L260 218H261V216H260V218H258V219H256ZM11 219V218H10ZM29 219V218H28ZM34 219H36V216H35V218ZM56 219V218H55ZM63 219V218H62ZM187 219H188V217H187ZM193 219V218H192ZM191 219V220H192ZM235 219V218H234ZM255 219V220H254ZM58 220V222H59V220L60 219H57ZM195 220V219H194ZM230 220V219H229ZM237 220V219H236ZM244 220V219H243ZM248 220H250V219H248ZM28 221V220H27ZM27 221H24L23 223H22V228L21 229H23L24 230V232H27V234L30 236V238H31V240H32V242H33V248H34V246L35 247H38V249H36V252H37V250H38V253H39V255L40 254H42V255H44V254H46V252H47V250L46 249H44L43 248V246L45 245L44 243H42L41 244V242H40V238H39V236H38V232H39V230H36V229H34L32 226V224H30L29 222H31V220L29 221V222H27ZM56 221V220H55ZM189 221V220H188ZM206 221H208V220H206ZM239 221H242V219L240 220L239 219ZM21 222H22V220H21ZM58 222H56L58 225H59V223ZM63 222V221H62ZM238 222V221H237ZM243 222V221H242ZM38 223V222H37ZM196 223V222H195ZM229 223V222H228ZM239 224L241 223V222H238ZM251 223V222H250ZM256 223V222H255ZM258 223V222H257ZM21 224V223H20ZM39 224V223H38ZM53 224V223H52ZM63 224H60V226H62ZM143 224V223H142ZM191 224H193V223H191ZM208 224V223H207ZM232 224V223H231ZM10 225V224H9ZM56 225V224H55ZM54 225V226H55ZM189 225V224H188ZM230 225V224H229ZM228 225V226H229ZM245 225H247V222H246V224ZM21 226V225H20ZM59 226V227H60ZM187 226V227H186ZM232 226V225H231ZM230 226V228H232ZM236 226H238L237 224H236ZM250 226V225H249ZM45 227V226H44ZM58 227V228H59ZM234 227V226H233ZM243 227V226H242ZM10 228V227H9ZM35 228H37V226H35ZM40 228H41V230L43 229V225H40ZM240 228H241V225H240ZM49 230H50V228H48ZM53 229V228H52ZM220 229H218L219 231H220ZM246 229V228H245ZM5 230V229H4ZM7 230V229H6ZM45 230V229H44ZM46 230H47V228H46ZM60 231L62 230L61 228L59 229ZM213 230V229H212ZM229 230H231V229H229ZM237 230H238V228H237ZM247 230V229H246ZM245 230V231H246ZM249 230H252V228L251 229H249ZM256 230L259 232V238L258 239H256V237H247L246 238V244L249 246V249L250 250H254V253H252V254H250V256H249V258L247 259L248 261H247V263H245L244 262V264H264V219H262L261 218V220L259 221V223H258V226H256ZM243 231V230H242ZM197 232V231H196ZM233 232V231H232ZM235 232H236V230H235ZM248 233H249V231H247ZM246 232V233H247ZM18 233V232H17ZM42 234L41 235H43V231L41 232ZM45 234H46V232H44ZM108 233H110L109 235H111L112 236V239L113 240H111L110 239V241H113L112 242V244L111 243H109L108 242V240H107V235H108ZM195 233V232H194ZM215 233V232H214ZM219 233V232H218ZM242 233V232H241ZM245 233V234H246ZM252 233V232H251ZM256 233V231L254 232V234ZM197 234V233H196ZM221 234V233H220ZM220 234H218V235H220ZM235 234V233H234ZM250 234V233H249ZM26 235V234H25ZM197 235H199V234H197ZM244 235V234H243ZM248 235V234H247ZM2 236V235H1ZM4 236V235H3ZM5 236H7L8 237V235L6 234ZM27 236V235H26ZM25 236V237H26ZM201 236V235H200ZM223 236V235H222ZM231 236V235H230ZM237 236V235H236ZM235 236V237H236ZM250 236H251V234H250ZM256 236V235H255ZM49 237V236H48ZM63 237V236H62ZM138 237L142 240V242H143V245H144V247H145V250H146V254L142 251V248L141 247H139L140 246V244H139V242L138 243H136V241H137V239H138ZM193 237H195V235L193 236ZM197 237V236H196ZM232 237H233V235H232ZM4 238H6V237H4ZM4 238H1V239H3L2 240V242H4L5 243V248H4V250H3V252L0 254V264H8V263H10V261H12L14 258H16L15 257V255L16 256H19V254H16V250H17V248H16V250H15V247L13 246V243H12V240H11V237H9V239H7L6 241L4 240ZM29 238V239H30ZM111 238V237H110ZM124 238H126L127 240H126V242H124L125 241V239ZM226 238V237H225ZM224 238V239H225ZM238 238V237H237ZM237 238H235V240H237ZM13 239V238H12ZM49 239V238H48ZM62 239V240H63ZM123 239H124V241H123ZM242 239V238H241ZM14 240V239H13ZM45 240V239H44ZM216 240L218 241V238H216ZM216 240H214V241H216ZM222 241H223V239H221ZM225 240H227V239H225ZM245 240V239H244ZM46 241V240H45ZM221 241V243H223ZM238 241V240H237ZM239 241H240V239H239ZM14 242V241H13ZM27 242H28V240H27ZM64 242V241H63ZM224 242H226V241H224ZM235 242V241H234ZM230 243H232V242H230ZM238 243V242H237ZM2 244V243H1ZM16 244V243H15ZM28 244V243H27ZM46 244H47V242H46ZM136 244H138L139 246H137ZM216 244V243H215ZM224 244H226V243H224ZM224 244H220V248L224 245ZM234 244V243H233ZM240 244V243H239ZM19 245V244H18ZM25 245H26V243H25ZM24 245V246H25ZM49 245V244H48ZM180 245H181V247H180ZM222 245V246H221ZM241 245V244H240ZM29 246V245H28ZM230 246V245H229ZM19 247V246H18ZM51 247V246H50ZM218 247H219V243H218ZM242 247H245V246H242ZM32 248V249H33ZM230 248V247H229ZM235 248V247H234ZM23 249V248H22ZM31 249V248H30ZM222 249V248H221ZM231 249V248H230ZM243 249H245V248H243ZM54 250H56V248L54 249ZM232 250V249H231ZM240 250H242V249H240ZM25 251V250H24ZM27 251V250H26ZM34 251V250H33ZM220 251V250H219ZM243 251V250H242ZM245 251V250H244ZM21 252V251H20ZM19 252V253H20ZM35 252V251H34ZM63 252V251H62ZM246 252H248V251H246ZM246 252H245V254H246ZM25 253V252H24ZM32 253V252H31ZM222 253V252H221ZM30 254V253H29ZM34 254V253H33ZM22 255V254H21ZM24 255V254H23ZM28 255V254H27ZM26 255V256H27ZM48 255V254H47ZM145 255V256H144ZM31 257V256H30ZM42 257V256H41ZM41 257H39V258H41ZM108 257H110V259H108ZM60 258V257H59ZM44 259V258H43ZM51 259V258H50ZM49 259V260H50ZM53 259H54V257H53ZM57 259V258H56ZM112 259V260H111ZM149 259V258H148ZM62 260V259H61ZM243 260V259H242ZM246 260V259H245ZM113 261V262H112ZM15 262H18V261H15ZM15 262H12V263H15ZM20 262V261H19ZM18 262V263H19ZM150 262H152V261H150ZM243 262V261H242ZM55 264H63V263H61L59 260L58 261H55ZM238 264V263H237Z\"/></svg>", "mask_w": 264, "mask_h": 264}]
</instances>
